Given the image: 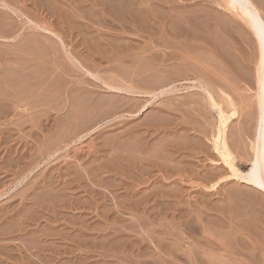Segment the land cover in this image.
Masks as SVG:
<instances>
[{
	"label": "bare ground",
	"instance_id": "6f19581e",
	"mask_svg": "<svg viewBox=\"0 0 264 264\" xmlns=\"http://www.w3.org/2000/svg\"><path fill=\"white\" fill-rule=\"evenodd\" d=\"M21 1V0H20ZM24 1V0H23ZM32 1V0H31ZM155 1V0H154ZM172 1V0H171ZM182 2H183V0H181ZM180 0L178 1V2H181ZM192 1V0H191ZM195 1V0H194ZM214 2H215V4H216V7L217 8H219V9H222V10H224L225 11V13L226 12H228L229 14H231L232 16L231 17H233L234 18V20L235 21H232L228 16H229V14H227L228 16H227V18L228 19H226L227 21H225L224 19H222V17H221V19L220 20H215V21H217V23H218V21H220V23L222 22V24L224 25V26H222V27H224L223 29L221 28V26L219 27L218 25H215V32H217V31H221L220 33H224V31H226V30H228V29H226L225 30V26L227 27H231V28H235V31L241 36L240 38H242V40H244V42H245V45L247 46H249V47H251V48H254V50H253V52H254V54H255V56H256V59L255 58H253L254 60H255V72H256V76L254 77L255 78V80H253L252 78H253V76H252V74L251 73H249L248 71V69L246 68V67H243V72H245V77H243V73H242V71H240L239 69H240V67H239V72H241L242 73V75H239L238 73L239 72H237L238 70L236 69V68H238V67H234V69H233V72H235V74L237 75V77L239 78L240 76H242V77H240L241 79H245V78H251L252 80H248L247 81V79L246 80H241V81H244V82H247L246 84L249 86V88L251 87L252 88V84H250V83H252L251 81H253V83H255V89H254V91H253V98H254V100L252 101V103H251V105H245L246 106V108H247V110H244V111H246V112H243L244 113V115L242 114V122L241 123H239L240 124V127L236 130V128L234 129V130H231V129H233V127L232 128H230V125H231V123H232V121L233 120H237L239 117H240V113H239V109H237L236 108V105H235V102H234V99H232L231 98V96H230V94H229V89H227V91L228 92H226V89H224V88H222L223 86L224 87H226V85H223L222 86V84H221V82L219 81V80H215V78L217 77V75L220 73V72H217L218 74H214L215 73V68H214V72H213V74H212V71L213 70H210V71H208L207 72V74L209 75L210 73L213 75V76H215L216 75V77H213L214 79H212V78H210V79H212L215 83H217V81L218 82H220V83H218V86L216 85V84H214V83H212V82H209L208 80H205V79H203V80H205V81H201V80H196V81H194V80H192V82L194 81L195 82V84H197L198 86H196L197 87V90L199 91V92H201L200 94H198V93H196L195 92V94L196 95H194V93H193V96H194V98L192 97V96H190V99H188V100H186V101H179V100H177V101H175V100H170V102H168V103H164V104H159L160 106L159 107H157V108H155L154 107V105L156 104L155 102H154V100H156V99H159V97H163V96H169L170 97V95H172V94H175V93H178L177 91V89H175V85L173 84L175 81H177L178 79H176L171 73V75L174 77V78H172V77H167V76H164V74H166L167 72V70H171V71H169V72H175L174 74L176 75V76H178L179 75V77H180V74H181V78H182V74H184V75H187V76H184L183 75V77H185V79H186V77H187V79L189 78L188 76L191 74V75H193V73H190V72H188V73H183V72H181L180 74H179V70L178 69H176V68H179L178 66H180V64L179 65H175V66H173L171 63V66H173V67H175V68H169L170 66V64L168 65L167 63V65L169 66V67H165V66H163L162 67V70L163 69H167V70H163V71H165V73L163 72H161L160 71V67H159V69L157 70V71H159V72H161V73H159V72H157V71H155L156 73H158L159 75L158 76H155V74L156 73H152V71H151V73L149 74V73H147L146 72V70L148 69V66L149 65H156L155 63H156V61H158V63L160 62V59L161 58H159V57H161V56H166L165 58H168V57H172L173 55H174V53H171L170 54V52H172V51H178V53H181L180 51H182L183 49H185V50H187L189 47H190V52L192 51V50H195L196 51V49L199 47V43H201L200 45H208V46H210L211 47V49L209 48V49H207V47H206V53H208L207 54V58H208V55L209 56H212L213 55V57L215 58V57H219L218 58V60H215V59H213V58H211L212 60H209V59H207L206 57H205V55H206V53H204L203 55V57H205L204 58V61H203V59H202V63H205V61L207 60H209V63H211V62H213L214 61V63H216V61L218 62L219 61V59H220V54L218 53V46L216 45V46H214L215 44H213V45H210V44H208L209 43V38H207V37H210L211 36V41H214L215 43L217 42V36H220V35H216L217 33H215L214 31H211L212 29H210L211 28V26L210 25H208V23H206V26H203L204 24H205V20H207L206 19V16H207V14H208V11L206 12L207 14L206 15H202L203 14V11L205 10V8H206V6L205 7H203V11L202 12H200L199 10V12L200 13H197V19H194V20H196V21H198V22H196V21H194V22H196V23H193V22H190L191 21V15H190V18L189 17H187V15L186 14H188L189 15V13L192 11V10H190V8L188 9V11L190 10V12L189 13H187V12H185V11H187V10H181V7L182 6H180V8H177V6L176 5H174L176 8H174L173 6H172V2H170L169 0H159V2H158V0H157V2L156 3H161L160 5L159 4H153L154 2H153V0H33L31 3H33V6H34V8H31V10L32 9H34L35 11L36 10H42V13L43 12H46V15L47 16H49V18L51 19H53V22L56 20V22L58 23L57 24V26L58 25H60V27H54V25H52L53 24V22L51 21V22H47V21H45L42 17H41V15L39 16V14H37L38 15V17L40 18H42V21H33L32 19H29V16H26L25 15V13L23 14L22 12H24V11H22V12H20V10H22V9H24L25 7H22V9H20V10H18V9H15V8H13L12 6V4H10L9 2H8V0H0V6L1 7H3L6 11L7 10H10V12L11 13H13V14H15V16H24V18L26 19V20H28L27 21V23H29V24H32L31 26H30V29H31V33H28L27 34V36L26 35H24V34H21V30L23 29V26H25L26 24H24L23 23V25L22 26H13V25H11V24H9V23H7L6 21H7V17L6 16H4V14H7L8 12H6L5 10H4V13H2V12H0L1 14H0V17L2 18V23H0V40H2L4 43H6V44H8V43H10V45L9 46H7V48H4V47H2V49H0V61L2 62H5L6 63V61L7 62H9V64H10V62L12 61V64L11 65H9V66H11V68H9L8 70H10V71H12L13 72V76H14V74L16 75L12 80H10V79H8V80H6V77H5V79L3 78L2 79V76H0L1 77V79H0V89H21V91L20 92H25V91H23L24 89H29V90H31L33 93H34V96H35V93H37V92H40V94L38 95V94H36L38 97H40V95L42 94V91H45L46 89V91H48V89H51V88H49L50 86H45L44 84H43V86H41V84L40 83H43L42 81L45 79V81H44V83L45 82H53V80H56L57 82L61 79V77H63V76H60V79H59V75H58V73H56L58 76H57V79H59V80H57V79H54V78H56L55 76H53L54 75V71L58 68V67H56L55 69H54V71L50 68V65L49 64H47V65H49V68L50 69H48L47 68V65L45 64L46 62H44V60H42V57H43V55H41L40 56V54H39V51L41 52V51H43L44 50V54H46V57H47V54L49 55V60L50 61H52L50 64L53 66V64L55 65V63L56 62H53V61H58V59H60L61 57H62V55L65 57V60L69 63V64H71V65H73L74 67H77V68H79L81 71H83L85 74H87V75H89L90 77H92L93 79H94V81H100L102 84H103V90L105 89L106 91H109V92H113V93H116V94H118V96H120L121 95V93L125 96L124 98H125V101L126 102H122V103H124V104H120L119 105V102H118V104H114L113 102H116V98L114 99V98H112V99H114L115 101H111L113 104H107V103H109L110 101H108V99L107 98H110V100H111V97H113V95L111 96L110 95V93H109V95H108V93L105 95V97L108 95V96H110V97H108L107 96V98L105 99V97H104V95L103 96H101V94L99 95V93H98V95L95 93V91H94V93H95V95L92 97L93 98V100L95 101V99H94V97L97 99L99 96V100H100V98L101 97H104L103 98V102L102 103H104V99H105V101L107 102L106 103V105L105 104H100V106L101 107H97L98 108V110H100V109H103L104 110V108H106L107 110L105 111V113H104V111H103V114L106 116H109V117H107L109 120H107V122H106V120H105V122H106V124L108 125L107 126V128L108 127H110L111 126V124H109V123H111L112 121H114L115 119H117L118 120V118L119 119H124V118H120V117H122V116H128V117H132L133 115H140V113H144L145 111H148L149 109L151 110H153V109H155L154 110V113L152 114H148V115H150V117L149 116H147V120L146 121H144V120H140V121H144V122H142V123H140L139 121V123L138 124H135V125H131L130 126V121H127V122H125V124H128L129 126L125 129V130H121L122 128V126H118L119 128H121V129H119L121 132H119L118 134L116 133L115 135H114V133H113V136H111V138H106V140L104 141V143H103V141L101 142V144H102V146L99 148V150H97L96 152H93V153H95L94 154V156H93V159H92V161L90 160V161H88L87 162V160H85L86 162H84L83 160H82V158H78L77 160H79V159H81L85 164L87 163V165L88 164H90L91 166H89V168H87V169H85L84 167H83V162H81L82 163V165H81V167H82V169L84 168L85 170H87L86 171V177H87V179H88V181H91L92 183H93V181L95 180V179H98L99 181V185H100V183H102L101 184V189L103 188V190H106L107 192H109V193H111L112 195H113V197L115 198V199H118V198H123V201L121 200V199H118V200H116L117 201V203H118V201L119 200H121L120 202H126L127 203V205H128V208H126V210H125V212L127 211L130 215H134V214H136V213H134V212H136V211H140L141 210V212L143 213V214H145L146 212H147V207H148V204H149V202L151 201V200H153L154 202L156 201V200H158L159 199V202L160 201H162L161 203H164L163 202V200H161V199H163L164 197L166 198V195L164 196L163 195V193H160V191H161V189L165 192L166 190H167V188L165 189V187H164V189L163 188H159V184H157V183H155V184H157V186H158V188H155V189H157L156 191H158V190H160L159 192H155V191H149L148 193H144V191H143V193L144 194H141L142 192H141V186L140 185H142L143 183L145 184V182H148V184H149V179H151V177L153 178V170H155V169H157V171L159 170V168H164L165 170V176L166 177H168L166 174H169V172L171 173V171H169L170 169H172V171L173 170H177L176 172H178L179 171V167H180V164L182 163L179 159H176V157H178L180 154L183 156V157H181V155L179 156V157H181V159H185V163H186V158H185V156L187 157L188 155H189V153H188V155H183V149H184V147L185 146H187V149H186V151L187 150H189V148L192 146V143H190L191 144V146H189V142H190V139H188V138H186V140L188 139V141H186L185 140V138H184V140L185 141H182L183 139H180V142L182 141V142H188V143H180L178 140H179V135H178V138L176 139V137H174V136H172V135H169L168 134V131H169V133H171V132H173L172 134H177V132L179 131V130H181V129H183V127H182V125H188V123H190L191 125H192V127L190 128L194 133H197V135L199 136H202V138H206L207 140V142H210L209 144H211V146H209V147H212V150H213V152H215L216 153V156H218L219 158H217V160L220 162V163H218V164H216L215 166H219L220 164L221 165H223V169L222 168H220V174H219V178L217 177V175H216V173L213 171V173H215V174H213V175H215L218 179H217V181L216 182H214V183H210L211 184V186H209L208 187V185H207V183H206V185H207V190H209V191H216V189H217V187L221 184V183H225V182H228V178H233L234 180H235V182H237V183H239L240 185H242V186H246V189L249 187L251 190H253V191H256L259 195L260 194H262L263 195V197H264V14H262L261 13V7H260V5L259 4H262V3H259V4H255V2H254V0H213ZM259 2H260V0H258ZM257 1V2H258ZM15 2H16V0H15ZM27 2V1H26ZM175 2V1H174ZM193 2V1H192ZM28 3V2H27ZM30 3V2H29ZM175 3H177V1L175 2ZM210 3V2H209ZM212 3V2H211ZM179 4V3H178ZM182 4V3H181ZM189 4V3H188ZM194 4H196V3H193L192 5H194ZM12 5V6H11ZM28 4H26V6H27ZM29 5H32V4H29ZM180 5V4H179ZM185 5V4H184ZM259 7H258V6ZM172 6V7H171ZM190 6V5H189ZM201 6V5H200ZM262 6V5H261ZM19 7V6H18ZM28 7V6H27ZM31 7V6H30ZM20 8V7H19ZM29 8V7H28ZM36 8V9H35ZM184 8V7H183ZM196 8V12H198L197 11V6L195 7ZM208 8H210V7H208ZM212 8V7H211ZM215 8V7H214ZM185 9V8H184ZM198 9H199V7H198ZM207 9V8H206ZM219 9H213V10H215V11H213L214 12V15L216 14L215 12H216V10L218 11ZM261 9V10H260ZM26 10H28V9H26ZM30 10V11H31ZM166 10H170V11H172V13L173 12H176V13H180L181 14V19H179L178 21H177V19L179 18V16L177 17V19H176V21H175V19L174 18H171L169 15H168V17H170L171 19H173L174 20V22L172 23V22H170L169 21V23H167L168 21H167V14H169V12L168 11H166ZM202 10V9H201ZM209 10V9H208ZM29 11V10H28ZM29 11V12H30ZM209 11H211V10H209ZM38 12V11H37ZM37 12H35V13H37ZM41 12V11H40ZM168 12V13H167ZM195 12V13H196ZM213 12H211V13H213ZM219 12V11H218ZM221 12V11H220ZM219 12V13H220ZM171 13V14H172ZM175 13V14H176ZM194 13V14H195ZM205 13V12H204ZM211 13L208 15V16H210L211 15ZM218 13V14H219ZM222 13V12H221ZM179 14V15H180ZM191 14H193V12L191 13ZM224 14V13H223ZM28 15V14H27ZM43 15V14H42ZM173 15H174V13H173ZM196 15V14H195ZM222 15V14H221ZM226 14H224V16H225ZM220 16V15H219ZM37 17V16H36ZM43 17H44V15H43ZM173 17V16H172ZM203 17L205 18V20L203 19ZM213 17H218V15L216 16H213ZM226 17V16H225ZM0 18V19H1ZM21 18V17H20ZM39 18L37 19V20H39ZM208 18V17H207ZM212 17L210 16V18H209V20L211 19ZM219 18V17H218ZM217 18V19H218ZM22 19V18H21ZM47 19V18H46ZM108 19V20H107ZM110 19H111V21H115V22H117V24H119L120 25V28L124 31V32H122V34L124 33H126V35L128 34V36H130V38H128V40H125L124 41V38H121L122 39V41H123V43H121L119 40V38H118V40H116L117 38V34L118 33H116V39H111L110 41V44L109 43H107V46H102L101 44H103L102 42V40H99V38H98V36L96 35L95 36V32L93 33L92 32V30H93V27H99V29H100V27H102V32H103V30L104 29H107V27H109L110 28V31H111V29L113 28V26H112V28L110 27V26H106L105 27V25H107L108 23H106V22H108V21H110ZM189 19H190V21H189ZM203 19V20H202ZM212 19H214V18H212ZM211 19V20H212ZM44 20V21H43ZM48 20V19H47ZM172 20V21H173ZM193 20V19H192ZM110 21V22H111ZM55 22V23H56ZM113 22H111L112 24H114ZM213 22V21H212ZM170 23H172V24H170ZM193 23V24H192ZM215 23V22H214ZM13 24V23H12ZM117 24H115V25H117ZM216 24V23H215ZM221 25V24H220ZM118 27V26H117ZM214 27V26H213ZM58 28H60L61 30L60 31H57V29ZM104 28V29H103ZM108 28V29H109ZM120 28H119V31H120ZM219 28H221V30L219 29ZM29 29V30H30ZM97 29V28H96ZM65 30V31H64ZM98 30V29H97ZM96 30V31H97ZM113 30H115V31H118V29L116 30V29H113ZM121 30V31H122ZM230 31H228V32H231V30H234V29H229ZM120 31V32H121ZM223 31V32H222ZM98 32V31H97ZM99 32H101V31H99ZM105 32H107V30L105 31ZM112 32H114V31H112ZM227 32V33H228ZM219 33V34H220ZM226 33V32H225ZM224 33V34H225ZM234 33V32H233ZM236 33V34H237ZM67 34H73V35H75L76 37H79V38H82L81 39V42L79 41L80 39H78V41L80 42V46H81V43H82V47L83 48H86V50L87 51H89V54H92V53H90V51L92 52H99V55L100 54H104L103 52H105L106 50H110L111 51V56H112V58L111 57H109V58H111L112 59V61L113 62H110L111 61V59H110V61H109V58L108 57H106V59L109 61V63H112V66L110 65V67L108 66V72H110L111 70L114 72V70H116L117 69V71H118V68H115V67H117L119 64L120 65H123V67L125 68V65H126V62H125V64H123V62L126 60V61H128L127 63H129V61L131 62H133V63H136L138 66H137V70H138V68H140L141 67V69L142 70H140L139 72H140V74L142 73L143 74V72H141V71H143L144 70V67H145V65H146V70H145V72H146V74H144L143 76H145V78H143V77H141V78H143V80L141 81V80H138V78L136 77V75L139 73V72H137L136 70H135V68L133 67V66H131L130 65V63L127 65V66H131V67H133L134 68V70L136 71H134L133 73L135 74H133L132 72H131V70L133 71V68H131L130 70H129V68L127 67V68H125L126 69V71L128 72V70L130 71V73H128L129 74V76L131 75V73L133 74L132 75V78L134 77V79H136V81L137 82H139V83H141V84H133L132 83V81L131 82H127V81H129L128 79H129V76H128V79H126L127 78V76L125 77V76H123V75H125V74H127V72H125V70H123L124 72V74H122V69H124L122 66V69L120 68V70H119V72L122 74L121 76H123L127 81H123L122 79L121 80H112L110 77L108 78V80H104V79H102V78H100V76H98V74H95L94 72H91V71H93L94 70V68L95 69H97L96 67H94L93 68V70H91V71H89L88 69H85L84 68V66H83V64L82 63H80V62H78L77 61V58H76V56L73 54L72 55V53H71V51H73L74 49H72V50H70L69 48H71V47H69V48H67V46L66 45H68V42H67V40H65L66 42V45H65V43H64V41H63V38L65 39V35H67ZM98 34V33H97ZM107 34V33H106ZM114 34V33H113ZM123 34V35H124ZM223 34V35H224ZM235 34V33H234ZM100 36H101V34H99ZM109 35V33L107 34V36ZM120 35V34H119ZM122 35V36H123ZM227 35V34H226ZM228 35H232V37H233V34L232 33H230V34H228ZM238 35V36H239ZM75 36H71V38L72 37H75ZM99 36V37H100ZM103 36V35H102ZM105 36V35H104ZM111 36V35H110ZM109 36V37H110ZM121 36V35H120ZM132 36L134 37V38H132ZM207 36V37H206ZM234 36H236V35H234ZM70 37V36H69ZM75 37V38H76ZM106 37V36H105ZM109 37H107V38H109ZM225 37H227V36H225ZM224 37V38H225ZM231 36H228V38H232ZM86 38H88V39H86ZM110 38H113V37H110ZM238 38L239 37H236V39H237V41L236 42H238V43H236V45L238 46V44H239V42H243V41H241L240 39V41L238 40ZM74 39V38H73ZM73 39H71V40H73ZM77 39V38H76ZM125 39H126V37H125ZM139 39V40H138ZM220 39H222V35L220 36ZM226 39V38H225ZM235 39V40H236ZM69 40H70V38H69ZM105 40V42H107L106 41V39H104ZM76 41V40H75ZM100 41H102L101 43H100ZM221 40H219V42H220ZM230 41H232V42H234L233 41V38L232 39H230L229 41L227 40V45L230 43ZM71 42V41H70ZM70 42H69V45H70ZM77 42V41H76ZM75 42V43H76ZM78 42V43H79ZM213 42V43H214ZM219 42H217V43H219ZM229 42V43H228ZM231 42V44H233V45H235V42L234 43H232ZM243 42V43H244ZM194 43H198L197 45L198 46H196V44L194 45ZM222 43H223V41H222ZM3 44V43H2ZM1 44V45H2ZM6 44H4V45H6ZM71 44H72V42H71ZM74 44V43H73ZM104 44H106V43H104ZM219 45H222L221 44V42L219 43ZM225 45H226V43H225ZM225 45H224V47H225ZM235 45V46H236ZM241 45V44H240ZM253 45H254V47H253ZM71 46V45H70ZM73 47L75 46V45H72ZM235 46H233V51L235 52V50L237 49ZM6 47V46H5ZM14 47H15V51H14ZM72 47V48H73ZM76 47H79V45H77V43H76ZM75 47V48H76ZM81 47V48H82ZM106 47L107 48H111V49H106ZM200 47H202V46H200ZM222 47H223V45H222ZM236 49H235V48ZM240 47H242V45L240 46ZM238 48H239V46H238ZM245 48H247V50L245 51V52H247L248 51V47H245ZM251 48H249V50H251ZM20 49V52L18 51ZM199 49H201V48H199ZM205 49V48H204ZM218 51H217V50ZM219 49H220V47H219ZM222 49V48H221ZM225 49H226V47H225ZM225 49L223 48V50L225 51ZM229 49V48H228ZM27 50V51H26ZM82 50V49H81ZM80 50V51H81ZM85 50V49H84ZM83 50V51H84ZM102 50H105V51H103L102 52ZM138 51L140 54H145V56H143V55H140V60L141 61H144V62H139L138 63V60H139V56L136 58V59H138L137 61H136V59H134L132 56H131V53H132V55H133V51L134 52H136V51ZM198 50V49H197ZM223 50H221V51H223ZM76 51V50H75ZM86 51V52H87ZM167 51L169 52V53H167ZM199 51V50H198ZM198 51L196 52L197 54H200L201 53V51H203L202 49H201V51H199V53H198ZM209 51H210V53H212V55H210V53H209ZM15 52H19L18 54L17 53H15ZM46 52V53H45ZM79 52V50L77 49V52H76V54ZM82 52V51H81ZM81 52H79V54L81 53ZM138 52H137V54H138ZM159 52L160 53H162L161 54V56L160 55H158L159 54ZM184 52V51H183ZM188 52V51H187ZM220 52V51H219ZM85 53V52H84ZM83 53V54H84ZM88 53V52H87ZM184 53H186V52H184ZM192 54L194 53V51H192L191 52ZM195 53V54H196ZM233 53V52H232ZM236 54H237V52H235ZM238 53H242L240 50H239V52ZM248 53V52H247ZM250 53H252L251 51H249V53H248V55L250 54ZM89 54H88V56H89ZM98 54V53H97ZM105 54H107V53H105ZM104 54V55H105ZM108 54H110V52H108ZM148 54H149V56H148ZM168 54H170V55H172V56H169ZM183 53H181L180 54V56L182 55ZM187 54V53H186ZM192 54H190V55H192ZM227 54V53H226ZM231 54V53H230ZM244 53H242V55H243ZM254 54H253V56H254ZM78 55V54H77ZM80 55H82V54H80ZM86 55V54H85ZM83 56V58H82V56H81V58L82 59H84V58H86L87 56ZM96 55V53L93 55V56H95ZM104 55H103V57H104ZM232 55V54H231ZM231 55H230V58H232L231 57ZM241 54H239V56H240ZM245 55H247L246 53H245ZM17 58H16V57ZM90 56H92V55H90ZM106 56H108V55H106ZM147 56V57H146ZM176 58L178 57V54H176V55H174ZM173 56V57H174ZM180 56L178 57V60H180L179 58H180ZM195 58H196V55H193ZM190 57V58H192V60H194V57ZM202 56V55H201ZM200 56V57H201ZM228 56V54L226 55V56H222L223 58H225V57H227ZM12 57H15V59H12ZM80 57V56H79ZM102 57V56H101ZM162 57V58H163ZM172 57V58H173ZM174 57V58H175ZM183 56H181V60L179 61V62H181L182 63V59L184 60L185 59V57H186V55H184V58H182ZM188 57H189V55H188ZM188 57H186V59L188 60ZM197 57H198V55H197ZM199 57V58H200ZM234 57V56H233ZM241 57V56H240ZM90 58H92V57H90ZM89 58V59H90ZM95 58H97V60L99 59L97 56H95ZM127 58H129V59H127ZM216 58V59H217ZM227 58H229V56L227 57ZM235 58H236V56H235ZM238 58V57H237ZM236 58V59H237ZM245 58H247V59H249V58H251L250 60H252V56L251 57H246L245 56ZM244 58V59H245ZM101 60H103L102 58H100ZM164 59V58H163ZM171 59V58H170ZM184 60V62H183V64L185 65V67L183 68L185 71H187V68H186V64L185 63H188V62H186L187 60ZM198 59V58H197ZM206 59V60H205ZM222 59V58H221ZM241 59H243V57L241 58ZM247 59H245V60H247ZM9 60H11V61H9ZM14 60V61H13ZM21 60V61H20ZM78 60H79V58H78ZM136 61V62H134V61ZM139 60V61H140ZM165 60H167V59H165ZM176 60V59H175ZM231 60H235V59H231ZM238 61H236L237 63V65H238V62H239V59H237ZM254 60L252 61V63H254ZM19 61V62H18ZM93 61H95L94 59H93ZM99 61V60H98ZM103 61H105V60H103ZM170 61H172V60H168V63L170 62ZM189 61H191L190 59H189ZM211 61V62H210ZM2 62V63H3ZM86 62V61H85ZM84 62V60H83V63H85ZM106 62V61H105ZM104 62V63H105ZM165 61H163V63H164ZM173 62V61H172ZM192 62V61H191ZM191 62H189V64L191 63ZM193 62H195V60L193 61ZM193 62H192V64H193ZM196 62L198 63V62H200V61H198V60H196ZM196 62L194 63V65L196 64ZM225 64H223V67L225 68V72L224 71H221V69H219V68H222V66L221 67H219V68H217V70L219 69L221 72H223L222 73V75H225L227 72H226V70H228V72H232V69H231V71H229L230 70V68H229V66H230V63L229 62H227V61H223ZM233 62V61H232ZM243 62V61H242ZM58 63V62H57ZM56 63V64H57ZM95 63H97L98 64V62L97 61H95ZM99 63H101L102 64V61L100 62L99 61ZM108 63V62H107ZM115 65H117V66H115L114 67V64ZM174 63V62H173ZM100 64V65H101ZM106 64V63H105ZM200 64V63H199ZM205 64H207V62L205 63ZM212 64V63H211ZM219 64V63H218ZM232 65H233V63H231ZM235 64V63H234ZM235 64V65H236ZM3 65H5V64H3ZM45 67L46 66V69L47 70H45L46 72H44V73H42V77H43V75L45 76L44 77V79L42 80H40V82H38V80L40 79V78H38V77H32V76H34V75H36L35 73H37V71H38V69H43V66ZM65 65V64H64ZM85 65L87 66V64L85 63ZM90 65V64H89ZM120 65L118 66V67H120ZM162 65V63L160 62V66ZM216 65V64H215ZM215 65H212V67H214ZM222 65V64H221ZM239 65H240V63H239ZM243 65V64H242ZM39 66H42V68H40ZM58 66V65H57ZM92 66H93V64H92ZM94 66H96V65H94ZM103 66V65H102ZM129 66V67H130ZM152 66L150 67V69L152 70ZM159 65H157V67H158ZM189 66V65H188ZM190 66H192V65H190ZM195 66H197V68H204L205 69V67H204V65H202V67H199V65H195ZM234 66V65H233ZM241 66V65H240ZM2 67V66H1ZM6 66H4V68H5ZM62 67H63V65L62 64H59V68H61L62 69ZM65 67H67L66 65H65ZM65 67H63V68H65ZM88 67V66H87ZM86 67V68H87ZM90 67H91V65H90ZM112 67V69L110 70L109 68H111ZM165 67V68H164ZM182 67V66H181ZM208 67H210V64H209V66ZM215 67H218L217 65L215 66ZM231 67V66H230ZM241 67V68H242ZM8 68V67H7ZM113 68H114V70H113ZM189 68V67H188ZM190 68H193V67H190ZM195 68V67H194ZM202 68V70L205 72L206 70H209V69H207L206 68V70H204ZM227 68V69H226ZM76 69V68H75ZM128 69V70H127ZM150 69H148V70H150ZM154 69V68H153ZM173 69H175V70H177V71H173ZM236 69V70H235ZM44 70V69H43ZM42 70V71H43ZM97 70H99V69H97ZM103 70H104V68H103ZM106 70V69H105ZM155 70V69H154ZM222 70H223V68H222ZM2 71H5V70H1V72ZM6 71H7V69H6ZM5 71V72H6ZM42 71H40V75H41V72ZM58 71V70H57ZM66 71L68 72L69 71V69L68 70H66L65 69V71H64V69H63V71L61 72L62 74H64L63 72H65V74H66ZM111 71V72H112ZM116 71V72H117ZM183 71V70H182ZM184 71V72H185ZM190 71H192V70H190ZM193 71H195V73L198 71V69H197V71L196 70H193ZM11 72V73H12ZM48 72H49V74H51V77H49L50 75H48ZM102 72V71H101ZM115 72V73H116ZM119 72L117 73V74H119ZM176 72H177V74H176ZM203 72V73H204ZM232 72V73H233ZM20 73V74H19ZM68 74V73H67ZM127 74V75H128ZM139 74V75H140ZM152 74L154 75V76H152ZM162 74H163V76H162ZM168 74V73H167ZM200 73H197V77H199L198 75H199ZM202 74V73H201ZM206 74V73H205ZM205 74H203V75H205ZM229 74L230 73H228V76H229ZM250 74H251V77H248V75L250 76ZM2 75V74H1ZM5 75V74H4ZM11 75V74H10ZM9 75V76H10ZM70 75V74H69ZM120 75V74H119ZM139 75H137V76H139ZM157 75V74H156ZM190 75V76H191ZM208 75H206V77L208 76ZM211 75V76H212ZM227 75V74H226ZM9 76H7V77H9ZM12 76V77H13ZM102 76V75H101ZM105 76H107V75H105ZM142 76V75H141ZM230 76H231V74H230ZM230 76L229 77H226V76H222V77H226V78H228V80L229 81H231V79H229L230 78ZM11 77V78H12ZM40 77V76H39ZM65 75H64V77H63V79L65 80L62 84H64V85H68L69 83L68 82H66V79H65ZM112 77V76H111ZM117 77V76H116ZM179 77H177V78H179ZM192 77V76H191ZM190 77V78H191ZM194 77V76H193ZM231 77H233V76H231ZM70 78V77H69ZM69 78H68V80H69ZM104 78V77H103ZM196 78V77H195ZM218 78H220L219 76H218ZM225 78V79H226ZM72 79V78H71ZM140 79V78H139ZM224 79V80H225ZM235 79V78H234ZM10 80V81H9ZM110 80H112V81H110ZM223 79H222V81H224ZM227 80V79H226ZM62 81V80H61ZM61 81H59V83L61 82ZM71 81V80H70ZM87 81V80H86ZM181 81V80H180ZM179 81V82H180ZM184 81V80H183ZM186 81V80H185ZM184 81V82H185ZM190 81V80H189ZM188 81V82H189ZM207 81V82H206ZM235 80H233V78H232V83L234 82ZM49 83L50 85L52 84L53 86L55 85V83L53 84V83ZM56 82V84H58ZM83 82H85L84 80H83ZM89 82V81H88ZM225 82V81H224ZM223 82V83H224ZM236 82V81H235ZM235 82H234V84H235ZM248 82H249V84H248ZM181 83V82H180ZM47 85H48V83H46ZM62 84H60L61 86H62ZM194 84V83H193ZM227 85H228V83H226ZM234 84H232V85H234ZM51 85V86H52ZM59 85V84H58ZM66 85V86H67ZM84 85V84H83ZM96 85V84H95ZM219 85H221L220 87L221 88H219ZM231 85V86H232ZM236 85V84H235ZM69 86V85H68ZM67 86V87H68ZM78 86V85H77ZM194 86V88H196ZM236 86H239V85H236ZM54 87H56V85L54 86ZM59 87V86H58ZM66 87V88H67ZM70 88H71V86H69ZM76 87V86H75ZM98 87V86H97ZM185 87V86H184ZM232 87H235V86H232ZM247 87V86H246ZM61 88H63V87H61ZM73 88V87H72ZM85 88V87H84ZM90 88V87H89ZM102 88V87H101ZM192 88V87H191ZM194 88H193V90H194ZM228 88V87H227ZM229 88H230V90L232 89L231 87H230V85H229ZM23 89V90H22ZM55 89V88H54ZM57 89V88H56ZM63 89H65V88H63ZM69 89V88H68ZM190 89V88H189ZM235 89V88H234ZM237 89V88H236ZM242 89V88H241ZM244 89V88H243ZM242 89V90H243ZM57 90H59V89H57ZM56 90V91H57ZM84 90V89H83ZM183 90V89H182ZM186 90V89H185ZM233 90V89H232ZM250 90V89H249ZM249 90H247L246 89V91H249ZM3 91H5V90H2V92ZM8 91H10V90H8ZM17 91V90H16ZM50 91H52V90H50ZM50 91H48L47 93H48V95L50 94V93H53V91L52 92H50ZM66 91V90H65ZM68 91V90H67ZM82 91V89H80V91L79 92H81ZM92 91V90H91ZM92 91V92H93ZM106 91H104V92H106ZM245 91V90H244ZM245 91V92H246ZM14 92V91H13ZM20 92H19V94H16V92L14 93V94H9V93H7V94H1L0 93V123L2 124V122H8V123H11L12 125H14L15 126V130H11V132H14V131H16L17 133L19 132H21V131H24V129H25V126H26V124H27V122L28 123H30L31 124V127L29 126V124H27L28 125V127H29V129L27 130V132L25 133L26 135L25 136H19V137H17V138H14L13 136L14 135H11V134H9V135H6L8 138H1V136H3V135H1L0 136V147L3 145V147L5 148V150H4V148H3V150L4 151H6V148H9L8 150L10 151V148H11V151H10V153L8 152V150L6 151L7 152V154L9 153V155H8V158H7V161L6 160H4L3 158H0V176H3L2 174H4V176L3 177H1L0 178V187H3V182H2V180L3 179H5V178H9V176H8V174L9 173H11V174H14L15 176L17 175V176H22V177H25V175H27V176H29V175H32V172L34 171V170H36L39 166H40V164H41V162L40 161H38V158H42V160H46V162L48 161L49 162V160L51 159H55V157L57 156V154H60L62 151H68L67 152V154L65 155L66 157H67V155L69 154V152H70V147L74 144H77L78 142H80L81 140H83L84 139V137H86V136H88V135H90V134H93V133H95L98 129H100L99 127V125H101V124H99L98 125V123H97V121H98V117H100V115L99 116H95V118H97L96 120H92V119H90V117L92 116V114H90V113H93V116L94 115H96V114H98L99 112H100V114H101V117L103 118V114L101 113V111H95L96 112V114L94 113V108H96V107H94V108H91L92 107V105L89 107V105H87L89 102H88V100H90V99H88V97H89V95L88 96H86V94H84L85 93V91H84V93L83 92H81V94L79 93L78 94V96H77V92H76V95L73 93V95L74 96H76L77 97V99L75 98V97H73V95L71 96V98H75L76 100H78L79 102H80V104H81V106L80 107H83L82 105H84V104H86L87 105V107L88 108H91V109H89V114L91 115L90 117L89 116H87V117H89V118H87L86 116H84L83 115V117H81L82 115H81V113H80V115L81 116H79L80 118H72V119H70L69 117H68V112H69V108L71 107V106H73L74 105V102H73V104H71L72 103V99H68L69 101H67V100H65L66 98H68L67 96L66 97H64V100H63V97H62V99H61V97H59L61 100H63L64 102H62V107H60V105L61 104H59V107L61 108H59V111H55V113H62V115H64L65 114V112L64 111H67L68 109V111L66 112V114H65V117L66 118H63L64 120H63V122H64V124H62V126H61V124L59 125V126H61L62 127V131H60L61 133H60V135L58 134V132H57V130H58V128L57 129H55V128H53L54 127V125H52L53 123L52 122H55V121H52L53 120V118L51 119L50 118V116L48 115V112H47V110L45 109V108H43V110L45 109L46 111L45 112H43L42 110H40V111H42L44 114L45 113H47V114H45V115H42V114H40L38 117L36 116V117H32V116H30V113L29 112H31V111H36L37 112V103L34 101V102H29L28 100H27V97H25V95H21L20 94ZM61 92L62 91H59V93H60V96L62 95L61 94ZM64 92V91H63ZM62 92V93H63ZM69 92V91H68ZM68 92H67V94H68ZM71 92V91H70ZM69 92V93H70ZM73 92V91H72ZM87 92V91H86ZM183 92V91H182ZM185 92V91H184ZM186 92H188V91H186ZM244 92V93H245ZM28 93V92H27ZM82 93L86 96V97H82ZM88 93V92H87ZM250 93V92H249ZM58 94V93H57ZM55 95V96H58V95ZM64 94V93H63ZM65 94H66V92H65ZM88 94H90V93H88ZM180 94H181V92H180ZM246 94V93H245ZM31 95H33V94H31ZM46 95V94H45ZM51 96L53 95V94H50ZM71 95V94H70ZM69 95V96H70ZM90 95H93V93L92 94H90ZM98 97H97V96ZM115 95V94H114ZM54 96V95H53ZM54 96V97H55ZM188 96V97H189ZM239 96V95H238ZM43 97H44V94H43ZM46 97V96H45ZM44 97V98H45ZM49 97V96H48ZM115 97V96H114ZM178 97V96H177ZM192 97V98H191ZM240 97V96H239ZM245 97V96H244ZM243 96H242V100L241 101H243V98H244ZM248 99L250 98V97H248V96H246ZM245 97V98H246ZM251 97H252V95H251ZM44 98H41L40 97V99H44ZM50 99H51V97H49ZM48 98V99H49ZM90 98H91V96H90ZM123 98V97H122ZM123 98V99H124ZM126 98H127V100H126ZM176 98V97H175ZM184 98H186V97H184ZM31 99V98H30ZM53 99H55V98H53ZM53 99H51L52 101H48L49 102V104L52 102V105H53ZM88 99V100H87ZM171 99H174V98H171ZM238 99H240V98H238ZM251 99V98H250ZM57 101V105H58V103H61L60 102V100H58V97H57V99H56ZM76 100H73V101H76ZM92 99H91V101H93ZM102 100V99H101ZM118 100H121L120 99V97H118V99H117V101ZM167 100H168V98H167ZM180 100H183L182 98H180ZM43 101V100H42ZM59 101V102H58ZM77 101V102H78ZM97 101V100H96ZM95 101V102H96ZM123 101V100H122ZM163 101V100H162ZM245 101V100H244ZM249 101V100H248ZM43 102H45L46 103V100L45 101H43ZM56 102H55V105H56ZM71 102V103H70ZM95 102H92V103H95ZM177 102V103H176ZM40 103V102H39ZM42 103V102H41ZM40 103V104H41ZM44 103V107H47V108H50L49 107V104H45ZM68 103V105H69V108H68V106L66 105ZM120 103H121V101H120ZM163 103V102H162ZM222 103H223V106H222ZM79 103L77 104V105H80ZM97 105H98V101H97V103H96ZM95 104V105H96ZM243 104H245V102L243 103ZM243 104H242V106H243ZM39 105V104H38ZM77 105H75L76 106V108H77ZM86 105H84L85 107H86ZM42 106V105H41ZM51 106V105H50ZM93 106H94V104H93ZM53 107V106H52ZM51 107V108H52ZM54 107H56V106H54ZM80 107H79V109H80ZM84 107V110L86 111H88V109H86ZM238 107V106H237ZM41 108V107H40ZM39 108V109H40ZM57 108V107H56ZM96 108V109H97ZM100 108V109H99ZM12 109V110H11ZM39 109H38V111H39ZM58 109V108H57ZM71 109L73 110L74 108H72L71 107ZM82 109V108H81ZM242 109V108H241ZM50 110V109H49ZM91 110H92V112H91ZM51 112H53L52 111V109L50 110ZM74 111H76V110H74ZM79 110H77L76 112H78ZM85 111H83L84 113L83 114H85ZM243 111V110H242ZM63 112H64V114H63ZM75 112V113H76ZM80 112H82L81 110H80ZM150 112V111H149ZM29 113V114H28ZM33 113H35V112H33ZM32 113V114H33ZM38 113V112H37ZM40 113V112H39ZM54 113V112H53ZM72 113V112H71ZM117 113H119V115L117 114ZM147 113V112H146ZM176 113H182L183 114V116H185V114H192V115H194V113H195V116L199 119V120H201V122L200 121H196V122H187V121H185L184 122V120H182L183 122H180V121H178L175 117V119L173 118V115H175ZM242 113V112H241ZM79 113H76L75 114V117H76V115H78ZM88 114V113H87ZM123 114H125V115H123ZM128 114V115H127ZM182 114H180L181 116H182ZM53 115V114H52ZM56 115V114H55ZM72 115V114H71ZM73 115H74V113H73ZM72 115V116H73ZM86 115V114H85ZM118 115V116H117ZM130 115V116H129ZM43 116V117H42ZM58 116V115H57ZM69 116H70V114H69ZM104 116V117H105ZM176 116V115H175ZM244 116V117H243ZM43 119H45V120H41L42 118ZM63 117V116H62ZM62 117H61V114H60V119H62ZM78 117V116H77ZM177 118H178V116H176ZM186 117V116H185ZM41 118V119H40ZM51 119V125H50V123H49V120ZM145 118H146V116H145ZM189 117H187V118H184V119H188ZM196 118V119H197ZM57 119V118H56ZM55 119V120H56ZM99 119H101V118H99ZM105 119V118H104ZM181 119H183V117L181 118ZM191 118H189L188 120H190ZM241 118H239L238 119V121H241L240 120ZM102 121V120H101ZM137 121V120H136ZM191 121H192V119H191ZM62 122V121H61ZM61 122H59V119H58V123H61ZM102 122H104V121H102ZM101 122V123H102ZM201 124H200V123ZM252 122V123H251ZM58 123H57V127H58ZM133 123H136L135 121L133 122ZM54 124H56V123H54ZM237 124V123H236ZM8 125V124H7ZM11 125V126H12ZM49 125L51 126V128L49 127ZM113 125V124H112ZM116 125V124H115ZM118 125V124H117ZM233 126H234V123L232 124ZM6 126V125H5ZM47 126H48V129H47ZM114 126V125H113ZM56 127V126H55ZM61 127H59L60 128V130H61ZM102 127V126H101ZM117 127V128H118ZM4 128V127H3ZM23 128V129H22ZM27 129V128H26ZM25 129V130H26ZM45 129L46 130H48V133L50 132V131H52V129H54V132H55V130H56V132L55 133H57V134H54V133H51V134H54L55 136H50V138H49V136H48V138H47V140H48V146L47 145H45V144H43V143H41L40 141H41V139L39 140V136L40 135H38V132L37 131H39V132H41V133H47V131H45ZM185 129H186V126H185ZM188 129V128H187ZM187 129L185 130L187 133H190V132H188L187 131ZM189 129V130H190ZM104 129H102V131H103ZM1 131V130H0ZM102 131H97L96 133H95V135L96 134H100V135H102L103 134V132ZM184 131V132H185ZM252 131V132H251ZM110 132H112V130L110 131ZM161 132H164L163 134H165V132H166V135L167 136H169L171 139H169V140H164V138H163V141L165 142V141H167L166 142V144L164 143L163 145L162 144H159L158 146H160L161 148L159 149V148H157L158 146H156L155 147V151L153 150V148H154V141H151V143H154L153 145L150 143V140H152V138L154 137V135L155 134H158V133H160L161 135H162V133ZM9 133H10V130H9ZM102 133V134H101ZM108 133V132H107ZM178 133H180V132H178ZM182 133H183V131H182ZM6 134V133H5ZM160 134H158V135H160ZM184 134H186V133H184ZM24 135V134H23ZM49 135V134H48ZM112 135V134H111ZM157 135V136H158ZM165 135V136H166ZM180 135H182L183 136V134H181L180 133ZM233 135H236L234 138H232L231 136H233ZM5 136V135H4ZM105 135H103V137H104ZM108 136H109V134H108ZM156 136V135H155ZM164 136V135H163ZM164 136V137H165ZM172 136V137H171ZM191 136V135H190ZM26 137V138H25ZM159 137V136H158ZM179 142H177L176 140H174V138ZM27 138H29L30 140H32V141H27ZM41 138V137H40ZM55 138V139H54ZM160 138H162V137H160ZM167 138V137H166ZM172 138H173V140H172ZM191 138H192V136H191ZM199 138V137H198ZM198 138H195V139H197L198 140ZM96 139V138H95ZM99 138H97L96 140H98ZM155 139V138H154ZM158 139L159 138H156V140L155 141H158ZM201 139V138H200ZM200 139L197 141L198 142V144H197V142L196 141H193L194 139H191L193 142H195L196 143V146L198 147L199 145L201 146V148L204 146L203 145V143L205 142H201L200 141ZM245 139L246 140H248V144H246L245 143ZM92 140V139H91ZM101 140V139H100ZM161 140V139H160ZM191 141V142H192ZM203 141V140H202ZM12 142H14L15 144L14 145H18L16 148L14 147V145H11L12 144ZM44 142V141H43ZM200 142V143H199ZM96 143V142H95ZM159 143V142H158ZM157 143V144H158ZM160 143H161V141H160ZM202 143V144H201ZM99 144H100V142H99ZM206 144V143H205ZM43 145L44 146H47L46 148L47 149H45V147L43 148ZM98 145V144H97ZM150 145L152 146V148L150 147ZM162 145V146H161ZM194 145V144H193ZM89 146V145H88ZM189 146V147H188ZM199 146V147H200ZM205 146H207V145H205ZM204 146V147H205ZM31 147H33L34 148V150H31ZM73 147V146H72ZM81 147V146H80ZM95 147V146H94ZM198 147V148H199ZM203 147V148H204ZM74 148V147H73ZM91 148V147H90ZM180 148H182V152L180 153L179 152V150H180ZM186 148V147H185ZM194 148V147H193ZM200 148V149H201ZM76 148H74V150H75ZM84 149V148H83ZM92 149V148H91ZM94 149H96V148H94ZM93 149V150H94ZM98 149V148H97ZM156 149H159V150H156ZM179 149V150H178ZM194 149H196V151L194 152V153H196V152H198L199 150L197 149V148H194ZM205 149H206V147H205ZM208 149V148H207ZM206 149V150H207ZM1 150V149H0ZM72 150V149H71ZM74 150H72V151H74ZM77 150V149H76ZM75 150V151H76ZM191 150V149H190ZM198 150V151H197ZM202 150V149H201ZM205 150V151H206ZM209 150V149H208ZM2 151V150H1ZM0 151V152H1ZM74 151V152H75ZM81 151H82V149H81ZM156 151H158V152H156ZM203 151V150H202ZM11 152H13V153H15L16 155H13L12 157H11V155H12V153ZM208 152V151H207ZM206 152V153H207ZM80 153V152H79ZM78 153V154H79ZM82 153H84V151H82ZM168 153V154H167ZM187 153V152H186ZM198 153H200V152H198ZM198 153H197V155H198ZM205 153V152H204ZM3 154V153H2ZM5 154V153H4ZM7 154L5 155L6 157H7ZM73 154V152L71 153V155ZM77 156H78V154L77 153H75ZM92 154V153H91ZM179 154V155H178ZM185 154V153H184ZM63 154L61 153V156H62ZM76 155H74V156H76ZM80 155V154H79ZM82 155H85V154H82ZM176 155H178V156H176ZM207 155V154H206ZM2 156V155H1ZM14 156H16V157H14ZM68 156H70V155H68ZM196 156V155H195ZM199 156V155H198ZM4 157V156H3ZM6 157H4L5 159H6ZM60 157V156H59ZM88 157H91V156H88ZM178 157V158H179ZM190 157V156H189ZM65 158V157H64ZM68 158V157H67ZM66 158V159H67ZM73 158V157H72ZM74 158H76V157H74ZM86 158V157H85ZM190 158H192V157H190ZM190 158H188V159H190ZM200 158V157H199ZM69 159V158H68ZM174 159H176V161L174 160ZM70 160V159H69ZM68 160V161H69ZM81 160H79V161H81ZM178 160V161H177ZM190 160H195V159H190ZM242 160H244V163L245 162H247L248 163V165H247V169L245 170V171H242L241 169H239V167H238V164L240 163V161H242ZM196 161V160H195ZM199 161V160H198ZM201 161V160H200ZM199 161V162H200ZM202 161H203V159H202ZM201 161V162H202ZM44 162V161H43ZM47 162V163H48ZM67 161H65V163H66ZM192 162H194V161H192ZM198 162V163H199ZM69 163H72L71 161L69 162ZM78 163V162H77ZM80 163V164H81ZM168 163H172L171 165H173L172 167L168 164ZM174 163V164H173ZM184 163V162H183ZM184 163V164H185ZM197 163V162H196ZM210 163H211V161H210ZM242 163V162H241ZM43 164V163H42ZM74 164H75V162H74ZM184 164H182V165H184ZM187 164V166H189V167H191V165L192 164H190L189 163V165H188V163H186ZM75 165H77V164H75ZM179 165V166H178ZM211 165H214L213 163L211 164ZM64 166V165H63ZM63 166H61V171L65 168H63L62 169V167ZM80 166V165H79ZM86 166V165H85ZM162 166V167H161ZM164 166H166V167H164ZM194 167V169L193 170H196L195 169V165H193ZM206 166V165H205ZM41 167V166H40ZM67 168H66V171H68V173L66 174V175H62L63 174V172H62V174H59L58 173V171H55V172H57L58 174H57V176H56V180L58 179L59 180V182L61 183L62 182V180H64V178L66 177H68V183H66L65 182V180H64V184H65V186L63 187V189L61 188V190H59L60 189V187L61 186H63V185H60V187H59V189H58V186H57V190H56V193H59V192H65V191H67V190H69V191H72V195H74V193L76 192L77 193V191H78V189H81L83 186H81L82 185V182H81V180H82V178H80V175L79 174H81L82 175V173H79L80 172V170H78V169H75V167H71L72 169H75V170H78L77 172L76 171H74V172H72L73 170H70V168H69V166H66ZM77 167V166H76ZM183 167V166H182ZM182 167H180V168H182ZM185 168H187L186 167V165L184 166ZM183 167V168H184ZM203 167V166H202ZM207 167V166H206ZM209 167H213V166H209ZM216 167V168H217ZM52 168V167H51ZM78 168V167H77ZM192 168V167H191ZM58 170H60L59 168H57ZM161 169V170H162ZM212 169V168H211ZM49 170V169H48ZM53 170V169H52ZM51 170V171H52ZM183 170H185L186 171V169H183ZM190 170V169H189ZM209 170V169H208ZM216 170V169H215ZM218 170V171H217ZM217 172L219 173V169L217 168ZM221 170H223V171H221ZM50 171V172H51ZM65 171V170H64ZM65 171V172H66ZM82 171V170H81ZM160 171V170H159ZM158 171V172H159ZM182 171V170H181ZM181 171H179L178 173H179V175L181 174V175H183L182 173H180ZM197 171H199V172H201V170H197ZM35 172V171H34ZM47 172H49V171H47ZM83 172V171H82ZM160 172H162V171H160ZM191 172V171H190ZM193 172V171H192ZM198 172V173H199ZM222 172H224L225 174H223ZM61 173V172H60ZM79 173V174H78ZM157 173V172H156ZM155 173V171H154V175L156 174ZM173 173V172H172ZM178 173H173V174H178ZM194 173L196 174V171H194ZM198 173H197V175H198ZM206 173H208V172H206ZM205 173V174H206ZM217 173V174H218ZM48 174H50V173H48ZM48 174H45V175H48ZM53 174V176L54 175H56L55 173H52ZM52 174H50V175H52ZM109 175V174H111V175H113V177H112V179H110L111 177H109V180H108V178H103L105 175ZM193 174V173H192ZM194 174V175H195ZM205 174H203V175H205ZM210 175H205V176H209V177H212V174L211 173H209ZM223 174V176H221ZM40 175V174H39ZM71 175L73 176V177H71ZM76 175H79V177H77L76 178ZM83 175H84V173H83ZM104 175V176H103ZM158 176H160V175H163V174H161L160 173V175L159 174H157ZM180 175V176H181ZM185 175V174H184ZM183 175V176H184ZM190 175H191V173L189 174V176H188V171H187V175L185 176L186 178H188V177H190ZM194 175H191V176H194ZM201 175V174H200ZM200 175L198 176V178L200 177ZM11 176V175H10ZM15 176H14V179H15ZM42 176V174L40 175V177ZM43 176H44V173H43ZM103 176V177H102ZM118 177L119 176V178H120V176H122L123 177V181H121L120 183H118V184H115V183H117V182H115V178L114 177ZM158 176H154V177H158ZM214 176V177H215ZM48 177H52V176H48ZM47 176H46V179H43V177H41L42 179H43V182L42 183H44V185H46V186H43V187H45V188H47V190H49V191H46V198H44V199H42L43 201L40 203V205H39V203H37V202H32V204H31V207L30 208H28L29 207V205H27L28 204V202H26V201H28L29 199H31L32 198V196L31 195H29L30 194V192H29V194H27V192L26 191H22L23 192V194L21 195V201H22V203H19L18 205H17V208H11L10 207V210L7 208V211H4V209H2L4 212H3V214H1L0 213V264H123V262L125 263V264H146V259L148 258V259H150V262H149V260H148V262L150 263V264H152L153 263V261H151V260H153V259H155L154 261L156 262V263H158V264H162V262L161 261H159V260H161L162 258V261H164L165 260V258L167 259V257H168V261L167 262H170L169 260H172V255H174V252L177 250H174L175 249V247H174V249H169L171 246H169V248H166L165 247V245H162L161 243V241H159L158 242V240H159V237L160 236H162V235H164L165 234V236L167 235L168 236V234H166V233H168V231L166 232V233H163L162 234V231H164L165 229L164 228H166V225H170L169 223H171L170 222V220H168L169 221V223H167V224H164L165 225V227L163 228L164 230H162V228L160 229V231H161V233L160 234H162V235H157V233H155L157 236H159V237H156V235L154 236L156 239L158 238V240H157V245H155V246H157L156 248H157V251H156V249H155V252H157V254H155L154 255V253H153V251H149V247L148 246H144L143 245V242L144 241H146L145 239H142L139 243L138 242H133V240L132 241H129V240H127V239H125L124 238V230H127V231H130V232H127V231H125V232H127V233H132V232H134L132 229H134L133 227L134 226H132L133 224L135 225V223H129L128 225H126L125 223L126 222H123L124 220H121V219H118V216H117V214H116V212L117 213H119L120 211H117V207H112L111 206V208H107V207H105V206H103V209H105L106 208V210H103V209H101V210H103V214L104 215H101V214H97V212H95V211H91V212H93L94 214H95V216H99V217H101V216H107V215H115L116 216V219L115 220H121L123 223H124V226H123V224H121V223H119L120 225H122L121 227H120V225L118 226L119 227V229H115V231L113 230V228L111 229L110 228V230H113V232L114 233H112L110 236H109V234L107 233V235H105V237L107 238V239H105L104 240V242L105 243H103L102 241L100 242V240H98V239H101V237H99L98 239H97V243L98 242H100L99 244H97V243H94L93 242V240L95 239L94 237L95 236H91V238H93L92 239V241L90 240L91 238H90V235H88V234H86L87 232H78V234H77V236L76 235H74V234H69V232L68 233H66V231L65 230H67L66 228H68V227H66V226H69V229H72V227H76L77 226V222H75V221H70L69 219L68 220H66V219H64L65 217L67 218V215H64L65 217H61V216H59V219H58V217L57 216H55V215H53V217H51V219L49 220L48 219V221H44L45 223H48V224H46L45 226H46V228H45V230H41V229H43L42 227V224H41V226H39V227H41V231L40 232H36L35 230H32V228L33 227H37V223H40L39 222V220H40V216L37 214V212H38V210L39 211H41V212H44L43 210H44V207H43V205L44 204H46L47 206V208H51L52 209V211H54V213L55 212H57L58 214H59V212H58V210L59 209H64V210H66V209H70V210H73L72 212H74V211H78V210H83V209H85V210H87V208H88V210L90 209L91 210V208H89V206H88V204H90L91 202H89L88 201V191H87V188L89 187L88 185H86V184H83L84 186L86 185V187L87 188H85V187H83L82 189L83 190H85L86 189V191H87V197L86 198H88L87 199V201L89 202L87 205H86V202L85 203H83L84 202V200H83V202H82V200L81 199H79V201L81 200V202L79 203V201L78 200H76L77 199V197H75L76 195H78V194H76L75 196H73V197H75L76 199H74L73 198V200L74 201H70L69 199V201H67L66 200V202L67 203H62V205L60 206V204H58L59 205V207L56 205V202H55V199H53V197H52V195H54V194H52L53 193V191H54V189H55V187H56V185L57 184H55V183H53V181H52V183L51 182H47V181H49V180H51V179H49ZM81 177H83V178H85L84 176H81ZM122 177H121V179H122ZM165 177V178H166ZM170 177H172V178H174L172 175H170ZM170 177L168 178V181L170 182ZM177 177V176H176ZM184 177V178H185ZM21 178V177H20ZM53 178V177H52ZM118 178V179H119ZM161 178V177H160ZM163 178V177H162ZM194 178V177H193ZM196 179H197V177H195ZM213 178V177H212ZM211 178V179H212ZM18 179H19V177H18ZM17 179V180H18ZM25 180L27 179V178H24ZM48 179V180H47ZM116 180V181H119V180ZM124 179H126L125 181H130L129 183L127 182V184L124 182ZM167 179V178H166ZM176 179V178H175ZM189 179V178H188ZM188 179H184V180H188ZM196 179H194V180H196ZM201 179V178H200ZM200 179H198V180H200ZM210 179V180H211ZM228 179V180H227ZM16 180V179H15ZM16 180V181H17ZM53 180H55L54 178H53ZM153 180V179H152ZM157 180V179H156ZM159 180V179H158ZM162 180H164V179H162ZM178 180V179H177ZM177 180H175V181H177ZM192 180V179H191ZM203 180V179H202ZM209 180V179H208ZM209 180V181H210ZM215 180V179H214ZM6 181V180H5ZM15 181V182H16ZM24 182L23 180H21V179H19V181H17L16 183L17 184H15L16 186L17 185H19L20 183L22 184V182ZM83 181H85V180H83ZM151 181V180H150ZM166 181V180H165ZM175 181H173V182H175ZM182 181V180H181ZM197 181V180H196ZM201 181V180H200ZM199 181V182H200ZM204 181H206L205 179H204ZM203 181V182H204ZM209 181H208V183H209ZM11 181H9V183H10ZM13 182V181H12ZM56 182V181H55ZM86 182V181H85ZM125 184H124V183ZM178 182V181H177ZM187 182V181H186ZM211 182V181H210ZM42 183H41V185H42ZM87 183V182H86ZM153 183V182H152ZM153 183V184H154ZM163 183V182H162ZM165 183H167V181L165 182ZM172 183V182H171ZM201 183H202V181H201ZM5 185H7L6 184V182L4 183ZM13 184V183H12ZM154 184V185H155ZM161 184V183H160ZM193 184V183H192ZM203 184H205V183H203ZM2 185V186H1ZM31 185V184H30ZM39 185H40V181H39V183H37V184H34L33 185V188H31V190H32V193H33V195H34V193L37 191V189L39 188ZM94 185H97V184H94ZM99 185H97V186H99ZM145 185H147V184H145ZM145 185H143V188H144V186ZM168 185V184H167ZM195 185V184H194ZM201 185V184H200ZM10 186H12V185H10ZM20 186V185H19ZM29 186V185H28ZM55 186V187H54ZM97 186H95V187H97ZM138 186H139V188H140V190L138 189L137 190V188H138ZM156 186V185H155ZM162 186V185H161ZM169 186H171V185H169ZM168 186V187H169ZM175 186H176V182H175V185L174 186H171V187H174L175 188ZM177 186H179V185H177ZM225 186V185H224ZM8 187V186H7ZM41 187V186H40ZM90 187H91V184H90ZM89 187V188H90ZM99 187V188H100ZM170 187V189H173V192H175V194H176V196H181V199H183L182 198V195H179V194H177V192L178 191H175L174 190V188H171ZM223 187V186H222ZM227 187H229V186H227ZM239 187V186H238ZM241 187V186H240ZM5 188V187H4ZM12 188H18V186L17 187H12ZM28 188V187H27ZM30 188V187H29ZM28 188V189H29ZM85 188V189H84ZM98 188V187H97ZM98 188V189H99ZM150 188H154V187H149V189ZM205 188V187H204ZM220 188V187H219ZM234 188V187H233ZM243 188H245V187H243ZM248 188V189H249ZM3 189V188H2ZM41 189V188H40ZM74 189L76 190L75 192H74ZM145 189H146V187H145ZM149 189H146V190H149ZM169 188H168V190H170ZM175 189H177V190H179L180 189V187L178 188H175ZM181 189H183V188H181ZM206 189V188H205ZM236 189V188H235ZM234 189V190H235ZM247 189V191H249ZM12 190V189H11ZM30 190V189H29ZM91 190V192H94L96 189H93V191H92V188L90 189ZM89 190V191H90ZM154 190V189H153ZM167 190V191H168ZM221 190V189H220ZM234 190H231L232 191V193H235V191ZM250 190V191H251ZM10 191V190H9ZM13 191V190H12ZM99 191V190H98ZM97 190H96V192L99 194V192H98ZM105 191V192H106ZM118 191H120V192H118ZM123 191V192H122ZM224 191V190H223ZM225 191H226V189H225ZM237 191V190H236ZM239 191V190H238ZM241 191V190H240ZM239 191V192H240ZM245 191V189L243 190V192ZM247 191H245V192H247ZM250 191H249V193H250ZM252 191V192H253ZM74 192V193H73ZM82 192V191H81ZM91 192H89V194H91L92 195V193ZM96 192H94L93 193V197H92V200H90V201H92V203H93V199H94V208L97 210V204H99L98 202H100L99 201V199H98V196H103L102 194L103 193H101V195H97V193ZM104 192V193H105ZM171 191H169V192H166V194L167 193H169V194H171L170 193ZM181 192V191H180ZM179 192V193H180ZM217 192H219V194H221L220 192L221 191H217ZM244 192V193H245ZM255 192V193H256ZM6 193H8V191L6 192L5 190H1L0 191V199L1 198H3L5 195H6ZM11 193V192H10ZM10 193H8V194H10ZM37 193V192H36ZM55 193V194H56ZM66 193V192H65ZM79 193V192H78ZM82 193H85V191L84 192H82ZM96 193V194H95ZM202 193H204V192H202ZM232 193H231V195H232ZM44 194V195H45ZM67 194V193H66ZM65 194V195H66ZM106 194H108V193H106ZM106 194H105V196H106ZM139 194H141L142 196H140V198H139ZM180 194H183L182 192L180 193ZM224 194H225V192H223V196H224ZM226 194H230L229 192L228 193H226ZM236 195L238 194V192H236L235 193ZM241 194V193H240ZM246 194V193H245ZM252 194V193H251ZM19 195V194H18ZM17 195V196H18ZM80 195V197L82 196L81 194H79ZM95 195H97V197L95 196ZM111 195V196H112ZM216 195H217V193H216ZM222 195V194H221ZM242 195V194H241ZM253 195H255V197L257 196V197H259V195H256V194H253ZM16 196V195H15ZM36 195H34L33 197H35ZM90 196V195H89ZM105 196H103V200H105L104 198H105ZM176 196L174 195V193H173V197L172 196H170L169 198H171L172 199V201L174 202L173 203V205L175 204V202L176 201H174V200H176ZM183 196H184V194H183ZM205 196H206V194H205ZM209 196V195H208ZM226 196V195H225ZM230 196V195H229ZM233 196V195H232ZM239 196V198H240V200H242V202H244V200L243 199H241V197L242 196H244L245 198H247V196L249 197V199H251L252 200V198L250 197V195L248 194L247 196H245L244 194L240 197V195L238 194L237 195V197ZM252 196V195H251ZM19 197V196H18ZM45 197V196H44ZM52 197V198H51ZM60 197V196H59ZM72 197V196H71ZM84 198H85V194H84V196H83ZM107 197V196H106ZM186 197V196H185ZM195 197V196H194ZM214 197V196H213ZM228 197V196H227ZM12 198V197H11ZM10 198V199H11ZM36 198V197H35ZM68 198V197H67ZM85 198V199H86ZM108 198H110V196H108ZM107 198V199H108ZM136 198H138V199H136ZM175 198V199H174ZM205 198V197H204ZM204 198H201V199H204ZM222 198H224V197H222ZM228 198H230V197H228ZM234 198H235V195H234ZM234 198L232 199V200H234ZM16 199V198H15ZM100 199H102L101 197H100ZM167 199V198H166ZM171 199H169V200H171ZM177 199H178V197H177ZM210 199V198H209ZM260 199H262L261 197H260ZM260 199L259 200H257V202L258 201H260ZM64 200V199H63ZM186 200H187V198H186ZM198 200H200V199H197V201ZM211 200V199H210ZM227 200V199H226ZM232 200H230V201H232ZM237 200V202L238 203H240L239 202V199H236ZM250 200V201H251ZM77 201V203H75ZM106 201V203H109V202H107V201H109V200H105ZM112 201H114V202H116L114 199L112 200ZM171 201V202H172ZM188 201H189V199H188ZM193 201H195V200H193ZM193 201H191V202H193ZM213 201V200H212ZM220 201V200H219ZM252 201H254V199L252 200ZM255 201H256V199H255ZM262 201L263 202H258L259 204L260 203H262V204H260V205H264L263 203H264V198L262 199ZM6 202V201H5ZM9 202V201H8ZM7 202V203H8ZM18 202V201H17ZM25 202V203H24ZM110 202H111V200H110ZM119 202V203H120ZM154 202H153V204H154ZM158 202V204L157 205H161V203H159ZM180 202V201H179ZM190 201L188 202L189 204L191 203ZM206 202H207V200H206ZM216 202V201H215ZM221 202V201H220ZM233 202H235V201H233ZM237 202H236V204H237ZM246 202H247V200H246ZM6 203V204H7ZM44 203V204H43ZM81 203H83V204H81ZM92 203L90 204V207H92L93 205H92ZM105 203V202H104ZM125 203V204H126ZM157 203V202H156ZM181 203V202H180ZM180 203H176V205L178 206V205H181L182 206V204H180ZM195 203V202H194ZM201 203V202H200ZM208 203V202H207ZM213 203V202H212ZM253 203V202H252ZM251 202H250V204H252ZM0 204H1V202H0ZM110 204V203H109ZM121 204V203H120ZM133 204V205H132ZM192 204V203H191ZM213 204H215V203H213ZM217 204V203H216ZM220 204V203H219ZM218 204V205H219ZM224 204H227V203H225L224 202ZM223 204V205H224ZM229 204V203H228ZM232 204V203H231ZM235 204V205H236ZM244 204H246L245 202H244ZM244 204H241V206H242V208H243V205ZM4 205H5V203H4ZM12 205H14V202L12 203ZM26 205L28 206L27 208H26ZM103 205V204H102ZM106 205V204H105ZM108 205V204H107ZM106 205V206H107ZM116 205V204H115ZM119 205V204H118ZM122 205V204H121ZM159 205V206H160ZM163 205V204H162ZM162 205H161V207H162ZM164 205H165V203H164ZM167 205H172V204H167ZM184 205H187L186 204V202H185V204ZM183 205V206H184ZM193 205V204H192ZM192 205H189V206H192ZM195 205V204H194ZM193 205V206H194ZM209 205H211V202L209 203ZM208 204H207V206H209ZM222 204H221V206H222V208L220 207V206H215V207H218L219 209L221 208L222 210H226V211H224V212H226V213H229V215H228V217H231L230 219L231 220H233L232 218H234V217H232V215L233 214H230L231 212H229L226 208L228 207V205H227V207L225 208L224 206H223ZM238 205V204H237ZM237 205H236V208H238L239 209V207H237ZM253 205V204H252ZM255 205H256V202H255ZM3 206V205H2ZM10 206H11V204H10ZM88 206V207H87ZM120 206V205H119ZM147 206V207H146ZM181 206H180V208H181ZM183 206H182V209H183ZM202 206V205H201ZM214 206V205H213ZM233 206V205H232ZM238 206H240V205H238ZM240 206V207H241ZM246 207L247 206H249V204H248V202H247V204L245 205ZM245 206H244V208H245ZM254 206V205H253ZM5 207H7L6 205H5ZM102 207V206H101ZM105 207V208H104ZM124 207H126V205L124 206ZM149 207H151V206H149ZM160 207V208H161ZM196 207V206H195ZM197 207H200V205L199 206H197ZM204 207V206H203ZM202 207V208H203ZM214 207V208H215ZM231 207V206H230ZM235 207V206H234ZM249 207H252L251 205L249 206ZM259 207V206H258ZM263 207V206H262ZM25 208V212H21V210H23ZM39 208H41V209H39ZM121 208H122V206H121ZM156 207L154 206V209H155ZM175 208V207H174ZM177 208H179V207H177ZM187 208V207H186ZM189 208V207H188ZM191 208V207H190ZM207 208V207H206ZM211 208V207H210ZM235 208V209H236ZM243 208V209H244ZM248 208V207H247ZM254 208H256V207H254ZM1 209H0V212H1ZM6 209V208H5ZM93 209V208H92ZM94 209V210H95ZM120 209V208H119ZM150 209V208H149ZM151 209H153V206L151 207ZM151 209L149 210V212L148 213H150V211H151ZM156 209H158V208H156ZM167 209V208H166ZM170 209H171V207H170ZM173 209V208H172ZM191 209H197V208H194V207H192ZM190 209V210H191ZM204 209L205 208H203V211H204ZM208 209H209V207H208ZM215 209H217V208H215ZM220 209V211H222ZM229 209H231V208H229ZM239 210V216L241 217V211L243 212L244 210ZM257 209V208H256ZM259 209V208H258ZM261 209V208H260ZM260 209H259V211H260ZM47 210V209H46ZM63 210V211H64ZM187 211H188V209H186ZM190 210L187 212L186 211V213H189L190 212ZM194 210H191V214L190 215H192V216H194L195 214H196V212H195V214L194 213H192V212H194ZM201 209H199V210H195V211H197V214H198V216H200V218H201V215H200V213H202V212H199L198 213V211H200ZM206 210V209H205ZM234 211V208L233 209H231V211ZM246 211L245 212H247V210H250V209H245ZM252 210V209H251ZM253 210H255V209H253ZM61 211V210H60ZM153 211V210H152ZM156 211V210H155ZM160 211H163V212H165L166 210H164L163 209V207H162V210L160 209ZM217 211V210H216ZM232 211V213H238V211H234L233 212ZM262 211H263V209H262ZM66 212V211H65ZM64 212V213H65ZM70 212V214H72V212L71 211H69ZM81 211H79V212H77V215H78V213H80ZM162 212V213H163ZM167 212H168V210H167ZM170 212H171V210H170ZM174 212V210H172V213ZM177 212V211H176ZM175 212V213H176ZM185 212V211H184ZM184 212H183V214H184ZM218 213H220V215H221V217H223L222 216V212H219V211H217ZM224 212H223V214H224ZM67 213V212H66ZM83 213V212H82ZM100 213V212H99ZM134 213V214H133ZM138 213V212H137ZM148 213H147V215H148ZM152 213V212H151ZM157 212H154L153 214H156ZM159 214H157V215H160V212H158ZM166 213V212H165ZM169 213V212H168ZM180 213V210H179V212H178V214ZM185 213V214H186ZM226 213L224 214V215H226ZM241 213V214H240ZM250 215H251V213H250V211L248 212ZM247 213V214H248ZM263 213V212H262ZM74 214V213H73ZM75 214H76V212H75ZM88 214V213H87ZM86 214V215H87ZM121 214V213H120ZM143 214H141L145 219H147V216H144ZM178 214H176L177 216H178ZM182 214V212L180 213V215ZM194 214V215H193ZM205 214V213H204ZM243 214H244V212H243ZM246 214V213H245ZM244 214V215H245ZM257 214V213H256ZM20 217H19V216ZM44 214H42V216H43ZM50 215V214H49ZM80 215V214H79ZM85 216V214H81L80 216ZM125 215V214H124ZM137 215V216H136ZM136 215H134V216H136V218L137 219H135V221L134 222H137V220L140 218L141 220H139V222L141 223V224H147V223H144L143 221H144V219H143V217L142 216H139V218H138V214H136ZM140 215V214H139ZM167 215V214H166ZM189 215V214H188ZM187 215V221H188V219L190 220V218H189V216ZM242 216V219H243V217H244V221L247 223V222H249V221H247V220H245V218L246 217H248V219H249V216L247 215L246 217L245 216ZM259 216V218H262L263 216H261L260 214H258ZM14 216H16V217H19V218H16V219H14ZM71 216V215H70ZM76 216V215H75ZM79 216V217H80ZM87 216H89V214L87 215ZM87 216H85L86 218H87ZM94 216V217H95ZM120 216V215H119ZM150 216H152L151 214H150ZM154 216V215H153ZM156 216V215H155ZM154 216V217H155ZM168 217H169V215H167ZM181 216H185V215H181ZM192 216H190L191 217V220L193 221H195V219H196V217H197V219H198V216H196V217H194L195 219H193L192 218ZM203 216V215H202ZM234 216H235V214H234ZM237 216V215H236ZM235 216V217H236ZM252 216V215H251ZM250 216V217H251ZM254 216V215H253ZM261 216V217H260ZM5 217H7V218H5ZM78 217V218H79ZM93 216H92V219H91V221L93 220V219H95ZM108 217V216H107ZM106 217V218H107ZM123 217V216H122ZM122 217H120V218H122ZM159 217V216H158ZM157 217V218H158ZM172 217V222H173V216H171ZM209 217V218H208ZM207 218L208 219H206V220H208V222H210L209 221V219L210 218H212V217H210V216H208ZM221 217H220V220H223V219H221ZM225 217H227V216H225ZM228 217H227V219H228ZM238 217V216H237ZM239 217V218H240ZM42 218V217H41ZM47 218V217H46ZM60 218H62V219H60ZM75 218V217H74ZM84 218V217H83ZM82 217L80 218L81 220L83 219ZM86 218H85V220H86ZM102 218V217H101ZM100 218V219H101ZM112 218V217H111ZM113 218H114V216H113ZM156 218V217H155ZM163 218H166V217H164V215H163ZM175 218V217H174ZM177 218H181V217H177ZM238 218V219H239ZM255 218V217H254ZM256 218H257V215H256ZM10 220V221H7V220ZM43 219V218H42ZM71 219H72V216H71ZM79 219V220H80ZM89 219V218H88ZM105 219V218H104ZM103 219V220H104ZM110 219V218H109ZM126 219V218H125ZM133 219V220H134ZM151 219H152V217H151ZM151 219H149V221L151 220ZM160 219H161V217H160ZM167 219H169V218H167ZM182 219V218H181ZM185 219V218H184ZM183 219V220H184ZM196 219V220H197ZM215 219V218H214ZM218 219H219V217H218ZM229 219V220H230ZM236 219V218H235ZM242 219H240V220H242ZM247 219V218H246ZM252 219V218H251ZM264 219V218H263ZM76 220H77V217H76ZM90 220V219H89ZM102 220V221H103ZM106 220V219H105ZM104 220V221H105ZM132 220V219H131ZM143 220V221H142ZM177 220V219H176ZM206 220H204L205 222H206ZM217 219H215L214 220V222H217L218 221V223H219V220H217ZM230 220V221H231ZM237 220V219H236ZM235 220V221H236ZM243 220H242V222L241 223H245V222H243ZM260 220V219H259ZM62 221V222H61ZM91 221H87V223H90ZM112 221H114L113 219H112ZM127 221V220H126ZM155 222L156 220H154V218H153V220L151 221V222ZM164 222L166 221V219L165 220H163ZM179 221V220H178ZM186 221V222H187ZM191 221V222H192ZM198 221V220H197ZM199 221H200V219H199ZM199 221L197 222V223H193V224H196V225H198V223H199ZM212 221V220H211ZM224 221H226L225 219H224ZM224 221H223V223H224ZM239 221V220H238ZM237 221V222H238ZM252 221H253V223H251V224H253V225H251V226H254V224L256 223V221L254 220V219H252ZM86 221H84V223H85ZM96 222H97V220H96ZM95 222V223H96ZM116 222V221H115ZM129 222H132V221H129ZM143 222V223H142ZM146 222V221H145ZM147 222H148V220H147ZM151 222L150 223H148L149 225L151 224ZM158 222H160V220L158 221ZM167 222V221H166ZM165 222V223H166ZM175 222H177V221H175ZM191 222L189 221V225L191 224ZM213 222V221H212ZM211 222V223H212ZM233 222H234V220H233ZM250 222H251V220H250ZM255 222V223H254ZM262 223H263V221H261ZM261 222H260V224H261ZM57 223H61L60 225L62 226V227H64V229L65 230H62V231H60L59 230V232H57V228H56V226L55 225H57ZM81 223V221L79 222V224H78V226L79 225H81L80 224ZM83 223V222H82ZM92 223H94V221L92 222ZM92 223H91V225H92ZM100 222L98 221V224H99ZM103 223V225L105 224L104 222H102ZM113 223V222H112ZM111 223V224H112ZM140 223H136V224H140ZM162 223V222H161ZM180 223V226H182V225H185V224H183L184 222H182V224H181V222H179ZM188 223V222H187ZM217 223V224H218ZM221 223V222H220ZM226 223V222H225ZM230 224H231V222H229ZM239 223H240V221H239ZM241 223H240V225H241ZM258 223V222H257ZM4 224H8V227L9 228H7L6 227V225H5V227H6V229H5V227H3V225ZM98 224H96V226L98 225ZM113 224H115V223H113ZM154 225L156 224V222L155 223H153ZM153 224H152V226H153ZM200 224H201V226H200ZM204 224V223H203ZM215 224V223H214ZM222 224V223H221ZM220 224V225H221ZM234 224V223H233ZM248 224V223H247ZM247 224H242L243 226H247L248 227V225ZM250 224V223H249ZM260 224H258V226H260ZM84 225H86V223L84 224ZM87 225H89V224H87ZM86 225V226H87ZM94 225V224H93ZM126 225V226H125ZM131 225V226H130ZM160 225V224H159ZM173 225V224H172ZM188 225V227H189V229L191 228V230H193V228L196 230L197 229V226H196V228L194 227V226H192V227H190ZM208 225H209V223H208ZM216 225V224H215ZM219 225V226H220ZM228 225V224H227ZM241 225V226H242ZM263 225H264V223H263ZM90 226V225H89ZM100 226V225H99ZM106 226V225H105ZM115 226H117V225H115ZM128 226H130V227H128ZM156 226V225H155ZM154 226V227H155ZM161 226V225H160ZM174 226H175V224H174ZM205 226V228H206V226L207 225H204ZM223 227H224V225H222ZM256 226V227H255ZM254 227L256 228H253V227H251V228H253L255 231L258 229L257 228V225H255ZM4 228V230H2L3 228ZM58 227H60L59 225H58ZM61 227V228H62ZM80 227V226H79ZM78 227V228H79ZM111 227V226H110ZM112 227H114V226H112ZM136 228H137V226H135ZM148 227H150V226H148ZM163 227V226H162ZM170 227V229H171V226H169ZM176 227H178L177 226V224H176ZM182 227H184L182 230H184V229H186L185 227L186 226H182ZM198 227H200V228H204L203 227V225H202V223L200 222L199 223V226ZM208 227V226H207ZM213 227V226H212ZM212 227H211V229H212ZM225 227H227L226 225H225ZM262 227V226H261ZM264 227V226H263ZM84 230L85 231H89V229H90V227L88 228V227H85L84 226ZM93 228V227H92ZM91 228V229H92ZM94 228H97V227H95L94 226ZM109 228V227H108ZM135 228V229H136ZM179 228H181V227H179ZM178 228V229H179ZM204 228V229H205ZM208 228H210V227H208ZM208 228H207V230H208ZM229 228H231V227H229ZM235 229H236V227H234ZM36 229V228H35ZM59 229V228H58ZM68 229V230H69ZM80 229H81V227H80ZM103 229H104V227H103ZM103 229H99V230H103ZM140 229V228H139ZM145 229V228H144ZM143 229V230H144ZM147 229V228H146ZM150 229H153V227L152 228H150ZM149 229V230H150ZM167 229V228H166ZM173 229H174V227H173ZM215 229L216 228H214V230L213 231H215ZM232 229V228H231ZM248 230H250L249 228H247ZM262 229H264V228H262ZM82 230V229H81ZM109 230V231H110ZM142 230V231H143ZM176 230V229H175ZM203 229H201V231H202ZM207 230H204L205 232L207 231ZM210 230V229H209ZM209 230H208V232L207 233H209V234H211L210 232H209ZM219 230V229H218ZM259 231H260V229H258ZM71 231V230H70ZM106 232L108 231V229L107 230H105ZM105 231H103V232H100L101 234L102 233H104ZM136 231H139L138 229H136ZM145 231V230H144ZM159 231V230H158ZM157 231V232H158ZM159 231V232H160ZM178 231V230H177ZM185 231V230H184ZM187 231H188V229H187ZM198 231V229L196 230V232ZM203 231V232H204ZM212 231V232H213ZM220 231V230H219ZM228 231H231L230 229L228 230ZM233 231V230H232ZM235 231H237V230H234V234L236 235V233H237V235H241L242 233H239V232H236L235 233ZM238 231H239V229H238ZM259 231L257 232V235H259L258 233H259ZM91 231H89V233H90ZM95 232H97L96 230H95ZM141 232V231H140ZM146 233H147V231H145ZM156 232V231H155ZM190 232V231H189ZM196 232H194V230L192 231V234L193 233H196ZM199 232H200V229H199ZM198 232V233H199ZM202 232V235H204V233ZM218 232V231H217ZM221 232V231H220ZM240 232H244V231H241L240 230ZM261 232V234L263 235L264 234V232L262 233V231H260ZM41 233V234H40ZM72 233V232H71ZM98 233V232H97ZM136 233H139V232H134V234H136ZM169 236L170 237H175V231H174V234L172 235L171 234V232H170V230H169ZM178 234H180V232L178 231L177 232ZM201 233V232H200ZM207 233H205V235L207 234ZM225 233V232H224ZM223 233V234H224ZM229 233V232H228ZM239 233V234H238ZM99 234V233H98ZM149 234H150V232H149ZM153 234V230L151 231V234L150 235H152ZM209 234H207V237H208V235ZM213 235H211V236H214V232L212 233ZM222 234V233H221ZM232 234V233H231ZM244 234H246V233H244ZM143 235V234H142ZM142 235L140 236V237H142ZM145 235V234H144ZM147 235H148V233H147ZM146 235V236H147ZM172 235V236H171ZM181 235H183V234H181ZM193 235H195V234H193ZM197 235V234H196ZM204 235V236H205ZM247 236L249 235L248 234V232H247V234H246ZM261 235V236H262ZM98 236V235H97ZM97 236H96V238H97ZM103 236H104V234H103ZM134 237L135 236H139V234L138 235H133ZM177 236H180V235H177ZM176 236V237H177ZM197 236H199V235H197ZM196 236V237H197ZM219 236V235H218ZM217 236V237H218ZM227 236V235H226ZM229 237H228V239L230 238V233H229V235H228ZM256 236V235H255ZM261 236H258V237H261ZM264 236V235H263ZM24 237H27L26 239L24 238ZM90 238L89 239V241H90V243H88L89 241L87 240V238ZM104 237V238H105ZM129 237V236H128ZM132 237V236H131ZM149 237V236H148ZM148 237H146V238H148ZM153 237V236H152ZM154 237H153V240L152 239H148V240H152V242L154 241ZM164 237V236H163ZM163 237H161V238H163ZM173 237V238H174ZM236 237V236H235ZM239 237V236H238ZM243 237V236H242ZM241 237V238H242ZM249 237V236H248ZM248 237L246 238V236H245V238L246 239H248ZM103 238V237H102ZM145 238V237H144ZM161 238H160V240H161ZM165 238H167V237H165ZM173 238H169V240L170 239H173ZM181 238V237H180ZM179 238V239H180ZM183 238V237H182ZM192 238V237H191ZM198 238H200V237H198ZM205 237H203V239H204ZM209 238H210V235H209ZM214 237H212V239H213ZM232 238L234 239V237L232 236L230 239H231V241H232ZM263 238V237H262ZM262 238H260V240L262 239ZM140 239V238H139ZM155 239V240H156ZM187 239V238H186ZM190 239V238H189ZM189 239H187V240H189ZM201 239V238H200ZM212 239H210V241H212ZM225 239V238H224ZM230 239H229V241H230ZM236 239V238H235ZM234 239V240H235ZM148 240L146 241V242H148ZM163 240L164 241H167L168 240V238H167V240L166 239H164L163 238ZM168 240V241H169ZM187 240H184V241H187ZM196 240V239H195ZM195 240H194V242H195ZM217 240V239H216ZM215 240V241H216ZM226 240V239H225ZM233 240V241H234ZM240 241H241V239H239ZM239 240H238V242H239ZM243 240V243H242V241L240 242V243H242V245L241 246H243L244 247V243H245V241H244V239H242ZM254 240V239H253ZM94 241H96V240H94ZM176 241V240H175ZM174 241V242H175ZM180 240H178V238H177V242H179ZM197 241V240H196ZM204 241L206 242V241H208V240H205L204 239ZM203 241V242H204ZM224 241V240H223ZM222 240L219 242L220 244L223 242ZM227 241V240H226ZM228 241V242H229ZM232 241V243L233 244H235L234 242ZM248 241H251L250 239L248 240ZM255 241V240H254ZM3 242H7L8 244H3ZM55 242H60V244L62 245V247H59L60 246V244H59V246H58V244L57 243H55ZM169 242H171V241H169ZM174 242H171V243H173V244H175ZM183 242V241H182ZM209 242V241H208ZM207 242V243H208ZM252 242V241H251ZM264 242V241H263ZM2 243V244H1ZM19 243V244H18ZM57 244V248L54 246V245H52V244ZM145 243V242H144ZM166 242H164V244H165ZM171 243H170V245H171ZM189 243V242H188ZM210 243H212V242H209V244ZM214 243V242H213ZM212 243V244H213ZM216 243V242H215ZM231 243V242H230ZM43 244V245H42ZM47 244V245H46ZM48 244H51L50 246H48ZM148 244V243H147ZM154 244V242L151 244V242H150V244L149 245H153ZM179 244V243H178ZM182 243L180 242V245H181ZM184 244V243H183ZM192 244H193V242H192ZM199 244H200V242H199ZM201 244H203L202 242H201ZM201 244H200V247H202L201 246ZM208 244V245H209ZM212 244H211V246H212ZM232 244V245H233ZM45 245V246H44ZM162 245V246H161ZM186 245V244H185ZM196 245V244H195ZM195 245H194V249H195ZM214 245V244H213ZM216 245V244H215ZM228 245V244H227ZM236 245V244H235ZM238 245V244H237ZM237 245H236V247H237ZM240 245H238V246H240ZM64 246V247H63ZM150 246V247H151ZM179 245H176V247H178ZM182 246H184V245H181V246H179V248H178V250L180 249V247H181V250H182ZM188 246H190L189 247V249L191 250L192 249V246L191 245H188ZM198 246V245H197ZM216 246H218L219 247V245H218V243H217V245ZM224 246H226V245H224ZM231 246V245H230ZM260 246V245H259ZM205 247H208V246H205ZM215 247V246H214ZM217 247V248H218ZM221 248H223V243H222V245L220 246ZM231 247H233V248H235V246H231ZM230 247V248H231ZM242 247V248H243ZM246 248H248L249 249V247H247V246H245ZM261 247V246H260ZM153 248V247H152ZM166 248V250H164ZM185 248V247H184ZM188 248V247H187ZM186 248V249H187ZM221 248H218V249H221ZM262 248V247H261ZM264 248V247H263ZM188 249V250H189ZM208 249V248H207ZM211 249V248H210ZM237 249V248H236ZM240 249V248H239ZM248 249H245L246 251H244V250H242V251H244V252H251L250 250H248ZM252 249H254V248H252ZM151 250V249H150ZM177 250V251H178ZM193 250V249H192ZM200 251H202L201 249H199ZM209 250V249H208ZM226 250V249H225ZM248 250V251H247ZM259 250V249H258ZM257 250V251H258ZM102 253H101V252ZM163 252L164 254H172V255H170L172 258L171 259H169V257L170 256H167V255H165V257H162V256H159L158 255V253H160V252ZM186 251V250H185ZM196 251H198L197 249H196ZM204 252H205V250H203ZM207 251V250H206ZM215 251V250H214ZM235 251H238V250H235ZM252 251H254V250H252ZM255 251H256V248H255ZM136 252V253H135ZM189 252V251H188ZM194 252H195V250H194ZM193 251H192V253H194ZM199 252V251H198ZM208 252V251H207ZM212 252H213V250H212ZM211 252V253H212ZM225 253H226V251H224ZM230 253V250H227V253ZM239 252V251H238ZM241 252V251H240ZM243 252V253H244ZM261 252V250L260 251H258V253H260ZM162 253V254H163ZM183 253H184V249H183V251H181V253H180V255H183ZM191 253V252H190ZM190 253H187V255H190ZM192 253H191V257H192V259H193V256H192ZM202 253V252H201ZM214 253H216V251L214 252ZM232 253L234 254V251L232 250ZM257 252H255L254 254L255 255H257L256 254ZM262 253H264V252H262ZM90 254H93L94 256H90ZM161 254V255H162ZM185 254H186V252H185ZM196 254H197V252H196ZM205 253H203V255H204ZM207 255L209 254V253H206ZM205 254V255H206ZM213 254V253H212ZM238 254H240V253H238ZM179 255V254H178ZM178 255H174V256H178ZM206 255V256H207ZM210 255V256H209ZM208 256H207V258L208 257H210V260H211V254H209ZM240 255H242V256H244V254H240ZM250 255H251V253H250ZM250 255H248L249 256V258H252V257H250ZM253 255V254H252ZM156 256H157V260H156ZM159 256V257H158ZM167 256V257H166ZM194 256H195V253H194ZM237 256V255H236ZM245 256L247 257V255H246V253H245ZM244 256V257H245ZM254 256V255H253ZM160 257H162L161 259H159ZM179 257V256H178ZM177 257V258H178ZM181 257V256H180ZM179 257V258H180ZM186 257V256H185ZM190 257V256H189ZM191 257H190V260H192L191 259ZM198 257H200V256H198ZM198 257H196V260L198 259ZM214 256H212V259H214L213 258ZM216 254H215V259H216ZM221 257H223L222 255H221ZM225 257V256H224ZM223 257V258H224ZM228 257V256H227ZM238 257V256H237ZM257 257V256H256ZM260 257V256H259ZM262 257H264V255L262 256ZM262 257H260L261 259H262ZM96 258V260L95 261H92L93 259H95ZM99 258V259H98ZM112 259V262H104V263H100L99 261H101V260H107V259ZM139 258H140V261H138L139 260ZM145 259V261H142V259ZM152 258V259H151ZM175 258V257H174ZM173 258V259H174ZM177 258H176V260H177ZM187 258H188V256H187ZM195 258V257H194ZM201 258V257H200ZM206 258V259H207ZM219 258V257H218ZM217 258V259H218ZM248 258V259H249ZM255 258V257H254ZM253 258V259H254ZM260 258H258V259H260ZM101 259V260H100ZM182 258H180V260H181ZM186 258H184V260H185ZM189 259V258H188ZM205 259V260H206ZM209 259V258H208ZM232 259V258H231ZM180 260H179V262H180ZM194 260V259H193ZM196 260H194V262L196 261ZM201 260V259H200ZM205 260H203L204 262H205ZM209 260V261H210ZM220 260H222V258L220 259ZM264 260V259H263ZM263 260H261L262 261V263H264V261ZM142 261V262H141ZM166 261V260H165ZM202 261V262H203ZM216 262H214V260L213 261H211L213 264L214 263H217V261H218V263H220V261H219V259L218 260H215ZM223 261V260H222ZM228 261V260H227ZM235 261V260H234ZM250 261H251V259H250ZM256 261V260H255ZM254 261V262H255ZM71 262V263H70ZM118 262V263H117ZM154 262V264H156ZM174 262H175V260H174ZM184 262V261H183ZM190 262V261H189ZM194 262L192 261V263L194 264ZM196 262H198V260L196 261ZM203 262V263H204ZM208 262V261H207ZM224 262V261H223ZM253 262V260L251 261V263ZM257 262H258V260H257ZM164 263V262H163ZM171 263V262H170ZM170 263H167V264H170ZM185 263H186V261H185ZM191 263V264H192ZM199 263H201L200 261H199ZM206 263V262H205ZM204 263V264H205ZM211 263V264H212ZM260 263V262H259ZM148 264V263H147ZM166 264V263H165ZM172 264V263H171ZM175 264V263H174ZM210 264V263H209ZM222 264V263H221ZM254 264H256V263H254ZM261 264V263H260Z\"/></svg>",
	"mask_w": 264,
	"mask_h": 264
},
{
	"label": "rangeland",
	"instance_id": "374dc122",
	"mask_svg": "<svg viewBox=\"0 0 264 264\" xmlns=\"http://www.w3.org/2000/svg\"><path fill=\"white\" fill-rule=\"evenodd\" d=\"M26 1H27L28 3H27ZM32 1H33V0H32ZM32 1H31V0H24V1H23V0H21V1H20V0H16V2H15V0H8V2H9L10 4L13 5V6H12V5H11V6H12L13 8H15V9L20 10V9H22V7H25L24 9L20 10V12L24 11V12H22V13H23V14L25 13V15H26V16H29V19H32L33 21H42V18H43V19H44L45 21H47V22H48V21H49V22H51V21L53 22V19H52V18L50 19L49 16L46 15V12H43V13H42V10H36V11H35L34 9L31 10V8H34L33 3H31ZM169 1L173 3L172 6H173L174 8H176L174 5H176V6L178 5L177 8H180V6H182V7H181V10H184V11L187 10V11H185V12H187V13H189L190 10H192V11L189 13V15H188V14H186V15H187V17H189V18H190V15H191V18H192L193 20L190 18L191 21H190V19H189V21H190V22H193V23L198 22V21H196V20H194V19H197V17H196V16H197V13L202 12V11H203V7L206 6L207 9L205 8V10L203 11V14H202V15H206V14H207V13H206L207 11H208V14H207V16H206V19H207V20H205V18L203 17V19L205 20V21H204L205 24H204L203 26H206V23L209 22L208 25L211 26L210 29H212L211 31H214V32L216 31V30H215V25H218L219 27L221 26L222 29L224 28V27H222V26H224V25L222 24V22L220 23V21H218V23H217V21H215V20H220L222 16H223L222 19L225 18V19H224L225 21H227L226 19H228V18H227V16H228L227 14H229V13H228V12L225 13L224 10L217 8V7H216V4H215V2H214L213 0H195V1L192 0L193 2H192L191 0H183V2H182L181 0H180L181 2H178L179 0H172V1L169 0ZM174 1H175V2L177 1V3H175ZM257 1H258V0H254L255 4L262 3V4H259V5H260V7H261V9H262V10L260 9V10H261V13L264 14V0H260V2H259V1L257 2ZM29 2H30V3H29ZM153 2H154L153 4H155V3L157 2V0H155V1L153 0ZM158 2H159V0H158ZM209 2H210V3H209ZM211 2H212V3H211ZM178 3H179L180 5H179ZM181 3H182V4H181ZM188 3H189V4H188ZM193 3H196V4L192 5ZM26 4H28L27 6H28L29 8L26 6ZM29 4H32V5H29ZM156 4H159V5H160L161 3H156ZM184 4H185V5H184ZM189 5H190V6H189ZM200 5H201V6H200ZM261 5H262V6H261ZM18 6H19L20 8H19ZM30 6H31V7H30ZM172 6H171V7H172ZM196 6H197V11L199 10L200 12H199V11L196 12V8H195ZM257 6H258V5H257ZM183 7H184L185 9H184ZM198 7H199V9H198ZM208 7H210V8H208ZM211 7H212V8H211ZM214 7H215V8H214ZM258 7H259V6H258ZM187 8H188V9L190 8V10L188 11ZM26 9H28L29 11L31 10V11L29 12V11L26 10ZM35 9H36V8H35ZM201 9H202V10H201ZM208 9L211 10V11H209ZM213 9H219L218 11H219V12H220V11L222 12V13H221V12L219 13V12L216 10V12H215L216 14H215V15H216V16L218 15L219 18H218V17H213V16H215V15H214V12H213V11H215V10H213ZM4 10H5V9H4L3 7L0 6V12L4 13ZM206 10H207V11H206ZM5 11H6V10H5ZM37 11H38V12H37ZM40 11H41V12H40ZM166 11L169 12V14H167V21H168L167 23H169V21L172 22V23L174 22V20L171 19V18H174L175 21H176L177 17L179 16V18L177 19V21H178L179 19H181V17H180L181 14H180V13H179V14H180V15H179L178 13L173 12V13H174V15H173L172 11H170V10H166ZM6 12H8V13H7V14H4V16L7 17V21H6L7 23H9V24H11V25H13V26H22L23 23H24V24H26V25L23 26V29L21 30V34H24V35L27 36L28 33H31L30 26H31L32 24L27 23L28 20H26V19L24 18V16H15V14L11 13L10 10H7ZM35 12H37V13H35ZM168 12H167V13H168ZM192 12H193V14H191ZM195 12H196V13H195ZM204 12H205V13H204ZM211 12H213V13H211ZM171 13H172V14H171ZM175 13H176V14H175ZM194 13H195L196 15H195ZM210 13H211L210 16H211L212 18H214V19L211 18L212 20H211V19L209 20L210 16H208V15H209ZM218 13H219V14H218ZM223 13L226 14V15H225L226 17L224 16ZM0 14H1V13H0ZM27 14H28V15H27ZM37 14H39V16L41 15L42 18H41V17L39 18ZM42 14L44 15V17H43ZM221 14H222V15H221ZM168 15H169L171 18L168 17ZM177 15H178V16H177ZM219 15H220V16H219ZM36 16H37V17H36ZM172 16H173V17H172ZM231 16H232V15L229 14L228 17L230 18ZM263 16H264V15H263ZM20 17H21L22 19H21ZM207 17H208V18H207ZM0 18H1V17H0ZM38 18H39V20H37ZM46 18H47L48 20H47ZM217 18H218V19H217ZM203 19H202V20H203ZM230 19H231L232 21H235L233 17H231ZM1 20H2V18L0 19V23H2ZM44 20H43V21H44ZM107 20H108V19H107ZM172 20H173V21H172ZM110 21H111V19H110ZM110 21L106 22V23H108V24L105 25V27H106V26H110V27L112 28V26H113V28L111 29V31H110V28H109V27H107V29H104V28H103V29H104L103 32H102V30H101L102 27H100V29H99V27H93V30H92L93 33H94V32L96 33L95 36L97 35L98 38H99V40H102V41H103V42L100 41V43L102 42L103 44H101V45L104 46V47L107 46V43L110 44V42H111L110 40H111V39H116V38H117L116 40H118V38H119V39H120L119 41L121 42V41H122L121 38H124V41H125V40H128V38H130V36H128V34H127V35H126V33H125V34L123 33L124 35L122 34V32H124V31L120 28V25L117 24V22H115V21H114V22L111 21V22L114 23V24H112ZM194 21H196V22H194ZM212 21H213V22H212ZM55 22H56V20L53 22L52 25H54V27H60V25L57 26V24H58L57 22H58V21H57L56 23H55ZM214 22H215L216 24H215ZM12 23H13V24H12ZM172 23H170V24H172ZM193 23H192V24H193ZM198 23H199V22H198ZM115 24H117V25H115ZM220 24H221V25H220ZM0 26H1V25H0ZM117 26H118V27H117ZM213 26H214V27H213ZM96 28H97L98 30H97ZM108 28H109V29H108ZM119 28H120V31L122 30L121 32L119 31ZM221 28H219V29L221 30ZM29 29H30V30H29ZM56 29H57V28H56ZM113 29H116V30L118 29V31H115V30H113ZM226 29H228V30H226ZM229 29H234V30H231V32H228V31H230ZM60 30H61L60 28L57 29V31H60ZM96 30H97L98 32H97ZM106 30H107V32H105ZM223 30H224V29H223ZM225 30H226V31H224V33L226 32L225 34H224V33H220L221 31H217V32H215V33H217L216 35H220V36L222 35V39H220V36H217L216 38H217V42H219V40H221L220 42H221V44L223 45V47H222V45H219L220 42H219V43H217V42L215 43L214 41H211V40H212V39H211V36H210V37H207V36H206L207 38H209V43H208V44H210V45L215 44L214 46L217 45V46H218L217 48H218V50L220 51V52H219V51L216 49V50L218 51V53L220 54V59H219L218 62L216 61V63H214V61H213V62L210 61V62L212 63V64H211V63H209V60H212L211 58H213V59H215V60H218L219 57H218V58H217V57L214 58L213 55H212V53H210V51H209L210 55H212V56H209V55H208V58H207V54H208V53H206V51H207V50H206V47H207V49H209V48L211 49V47L208 46V45H207V46H206V45H203V44L200 45L201 43H199V44H198V43H194V45L196 44V46L199 45V47L197 48L199 51H201V49L203 50V51H201L200 54H197V53H196V52L198 51L197 49H196V51H195V50H192V51H194V53L192 54V53H191L192 51H191V52L189 51V50H190V47L188 48L189 50H188V49H187V50L183 49L182 51H180L181 53H183V54L181 55V56H183L182 58H184V55H186V57H188V55H189L188 60H187L186 57H185V59L187 60L186 62H188V63H185V64H186L187 71H185V70L183 69V68L185 67V65L183 64V62H184L185 59H184V60L182 59V63L179 62V61L181 60V56H180L181 53H178V51H175V52L172 51V52H170V54H171V53H174V55L178 54V57L180 56V58H179L180 60H178V57L176 58L173 54H172V55H173L175 58H174L172 55H170V54H168V55H169V56H172L173 58H172V57L165 58L166 56H164V57L161 56L162 53L159 52L158 55L161 56V57H159V58H161V59H160V62L162 63V65L160 66V62L158 63L159 60L156 61V63H155L156 65H155V66H154V65H153V66H152V65H149L150 67L152 66V70L150 69L149 66H148V69H150V70H148V69L146 70V68H145L146 65H145L144 70L141 71V72H143V74H142V73L140 74V72H139L140 70H142L141 67L138 68V70H137L136 68H137L138 65H137L136 63H133L132 61H131V62L129 61L130 65L132 64L131 66H133L134 68L136 67L135 70H136L137 72H139L137 75L140 74L139 76L136 75V77H137V78L139 77L140 79L138 78V80H141V81H142L143 78H145V76L147 75V74H146L147 71H148L147 73H149V74L151 73V71H152V73H156L155 71H157V70L159 69V67H160V71L162 72L163 70H167V69H168L167 67H169V66H170V67H169L170 69H171V68H175V67H176L175 65H176L177 63H178L177 65L180 64V66H178L179 68H176V69L179 70V74H180L181 72H183V73H188V72L193 73V75L190 74L192 77L189 75V76H188L189 78L187 79V77H186V79H185V77H183L184 74H182V78H181V74H180V77H179V75L176 76V75L174 74L175 72H173V73H172V72H169V71H171L172 69H171V70H167L166 72H167L168 74L166 73V74H164V76H167V77L169 76V77H172V78L175 77L176 79H178L177 81H175V82L173 83L174 85L176 84V85H175V89L178 90V91H177L178 93L172 94V95H170V97H169V96H166V97L163 96V97H159V99L154 100V102L156 103V104L154 105L155 108L159 107L161 104H164V103H168V102H170V100H175V101H177V100H179V101H186V100L190 99V96H192V97L194 98L193 93H194V95H196L195 92L198 93V94H200L201 92H199V91L197 90V87H196V86H198V85L195 84V82H194V81H196V80H198V79L201 80V81L208 80L209 82H212V83L216 84L217 86H218V83L221 82L222 86H223V85H226V87H224V86L222 87L221 85H219V88L222 87V88L226 89V92L229 91V94H230L231 98L234 99V102H235L236 108H237V109L240 108V109H239V110H240V111H239V113H240V114H239V115H240L239 118H241V119H240L241 121H238L239 118H238L237 120H233L232 123H231V125H230V128L233 127V129H231V130H234L235 128H236V130H237V129L240 127V124H239V123H241L242 120L244 119V118L242 119V114L244 115L243 112H246V111H244V110H247L246 106H247L248 104L251 105L252 101L254 100V98H253V94H254L253 91H254V89H255V87H254V86H255V83H253V81H251L252 83H250V84H252V85H251L252 88H251V87L249 88L250 85L248 86V85L246 84L247 82L241 81V80H243L244 78L241 79L240 77H242V76H240V77L238 78L237 75H238V74H239V75H242V73H243V77H245V72H243V71H244V70H243V67H246V68L249 70L248 72L251 73L252 76H253V78H252V77H251V74H250V76L248 75V77H251L253 80H255V78H254V77L256 76V72H255V60H254L253 58L256 59V56H255V54H254L255 51L253 52L254 48H251V47H249L248 45H247V46L245 45L244 40H242V38H240L241 36L235 31V28H234V27H233V28H231V27L229 28L228 26H227V27L225 26ZM64 31H65V30H64ZM99 31H101V32H99ZM112 31H114V32H112ZM222 32H223V31H222ZM227 32H228V33H227ZM233 32H234L235 34H234ZM97 33H98V34H97ZM106 33H107V34L109 33V35L107 36ZM113 33H114V34H113ZM116 33H118V34H117V37H116ZM219 33H220V34H219ZM230 33L233 34V37H232V35H228V34H230ZM236 33H237V34H236ZM99 34H101V36H100ZM119 34H120L121 36H120ZM223 34H224V35H223ZM226 34H227V35H226ZM102 35H103V36H102ZM104 35H105L106 37H105ZM110 35H111V36H110ZM122 35H123V36H122ZM234 35H236V36H234ZM238 35H239V36H238ZM69 36H70V37H69ZM71 36H75V35H73V34H67V35H65V39L63 38V41H64V43H65V42H66L65 40L68 39V40H67L68 45H66L67 42L65 43V45L67 46V48L71 47V48H69L70 50L74 49L73 51H71L72 55L75 53L74 55L76 56L77 61H78V62L81 61L80 63L83 64V66H84L85 69H88L89 71H91V70H93L94 67H96V68L99 69V70H97V69L94 68V70L91 71V72H94L95 74H98V76H100V78H102V79H104V80H105V79L108 80V78L110 77L111 79L113 78L112 80H115V79H116V80H121V79H122L123 81H124V80L127 81L126 79H128V76H129L128 73H130L129 70H130L131 68H133V67H131L130 65H129L130 67L127 66V65L129 64V63H127L128 61L125 60V61L123 62V64H125V62H126L125 68H127V67L129 68V70L127 69L128 72H127L126 69L123 67V65H120V64H119L120 67H118L119 65L117 66V65H115L114 63H113V64H114V67L117 66V67H115V68H118V71H117V69L114 70V68H113V70H114V72H113V71L111 70L112 67H113V66H112V63H109L110 59L112 58V56H111L112 54H111V51H110V50H109V51H108V50H106V51H105V50H102V52L105 51V52H103L104 54L107 53V54H105V55H104V54H100V55H99V52H93V51H92V52L90 51V53H92V54H89V51H87L86 48H83L84 46L82 47V43H81V46H80V42H81V39H82V38H79V37H76V36H75V37L77 38V39H76L75 37H72V38H71ZM99 36H100V37H99ZM109 36H110V37H113V38H110ZM114 36H115L116 38H115ZM225 36H227V37H225ZM228 36H231V37L233 38V41L235 42V45H236V43H238V42H236V41H237L236 37H239L238 40L240 39V40L243 41L244 43H243V42H239V44H238L239 48H238L237 45H236V46H237V47H236L235 45L231 44L232 41H230V43L228 42L229 44L227 45V40L229 41L230 39H232V38H228ZM107 37H109V38H107ZM125 37H126V39H125ZM224 37H225L226 39H225ZM69 38H70V40H69ZM73 38H74V39H73ZM132 38H134V37L132 36ZM71 39H73V40H71ZM78 39H80V40H79L80 42L78 41ZM86 39H88V38H86ZM104 39H106V41H107V40H108V41L105 42ZM235 39H236V40H235ZM75 40H76L77 42H76ZM138 40H139V39H138ZM240 40H239V41H240ZM70 41L72 42V44H71ZM222 41H223V43H222ZM69 42H70V45H71V46L69 45ZM75 42L77 43V45H79V47H76V43H75ZM78 42H79V43H78ZM213 42H214V43H213ZM234 42H232V43H234ZM2 43H3V44H2ZM73 43H74V44H73ZM104 43H106V44H104ZM121 43H123V41H122ZM225 43H226V45H225ZM1 44H2V45H1ZM4 44H6V43H4L2 40H0V49H2V47L7 48V46L10 45V43H8V44H6V45H4ZM197 44H198V45H197ZM240 44L242 45V47H240V46H241ZM72 45H75V46L73 47ZM224 45H225L226 49H225ZM5 46H6V47H5ZM200 46H202V47H200ZM233 46H235V47L237 48V49H236V48L234 47V48L236 49L235 52H237V54L233 51V50H234V49H233ZM72 47H73V48H72ZM75 47H76V48H75ZM81 47H82V48H81ZM107 47H108V46H107ZM107 47H106V49H111V48H107ZM219 47H220V49H219ZM245 47H248V51H247L248 53H249V51H251L252 53H250V54L248 55V53L245 52V51L247 50V48H245ZM253 47H254V45H253ZM199 48H201V49H199ZM204 48H205V49H204ZM221 48H222V49H221ZM223 48L225 49V51L223 50ZM228 48H229V49H228ZM249 48H251V50H249ZM77 49L79 50V52L82 51L80 54H82L83 56L86 54L85 56H87V57L84 58V59H82L83 56L80 55L79 52L77 53L78 55L76 54ZM81 49H82V50H81ZM84 49H85V50H84ZM75 50H76V51H75ZM80 50H81V51H80ZM83 50H84V51H83ZM221 50H223V51H221ZM239 50H240L242 53H244V54L242 55V53H238ZM14 51H15V47H14ZM18 51L20 52V49H19ZM26 51H27V50H26ZM86 51H87L88 53H87ZM135 51H136V50H135ZM183 51L186 52L187 54L184 53ZM187 51H188V52H187ZM199 51H198V53H199ZM19 52H18V53H19ZM43 52H44V50L41 51V52L39 51V54H40V56L43 55L42 60H44V62H46L45 64H46V65L49 64V65H50V68H51L53 71H54V69H55L56 67H58V68L54 71V75H53V76L56 77V78H54V79H57V76H58V75H59V79H60V76H63V77H64V75H65V76H66V77H65L66 82L69 83L68 85L71 86V88H70L67 84H66V85H67L68 87H67L66 85L62 84V83L65 81V80L63 79V77H61L60 80L57 79V80H59V81L62 80L60 83H59V81L57 82L56 80H53V82L55 83L56 87H54L55 85L53 86V85L51 84V85H52V86H51V85L49 84V83H51L52 81H51V82H45V83H44V81H45L44 77H45V76L43 75V77H42V73L46 72L45 70H47V69H46V66L44 67V66L42 65L44 70H43V69H41V70L38 69L37 73H35L36 75H34V76H32V77H35V78L38 77V78H40V79L38 80V82H40L41 79H42V80L44 79V80L42 81L43 83H40L41 86H43V84H44L46 87H47V86H50L49 88L52 87L51 89H48V91L52 90L53 93H50V94H53V95L55 96V95L58 93V94H57L58 96H55V97H54L53 95H52V96H51L50 94L48 95V93H47L48 91H46L47 89H46L45 91H42V94L40 95L41 98H44V97L46 96L44 99H40V97H38V96L36 95V94L39 95L41 91L35 93V96H34V93H33L31 90H29V89H24V90L22 89L23 91H25V92H23V93L20 92L21 89H19L20 91H19L18 89H13V90H12V89H0V93H1V94H3V93H4V94H7V93L10 92L9 94H14V93L16 92V94H19V92H20L21 95L23 94V95H25V97L28 96V97H27V100H28L29 102H34V101H35L36 103L38 102V103H37V107H38V108L36 109L38 113H37L36 111H31V112H29V113H30V116H32V117H36L37 115L39 116L40 114L45 115V114H47V113L44 114L43 112H45V111L48 109V110H47L48 115L50 116L51 119L53 118L52 121H55V122H52L51 119L49 118V119H50V120H49V123H50V125L53 123V124H52V125H54L53 128H55V129L58 128L57 132H58L59 135H60V133H61L60 131L63 130L62 127H61L62 124H64V122H63L64 119H63V118H66V117H65V114H66V112H67L69 109H70V110H69L68 113L70 114V116H69V114H68V117H69L70 119H72V118H80L79 116H81V115H82L81 117H83V115L86 116V117H87V116L90 117V116H91L90 114H92V116L90 117V119L93 120V119L95 118V116H99V115H100V117H98V121H97V123H98V125H99V124H101V125H99V126H100V127H99L100 129H98L97 131H102V129H104V130L102 131L103 134L101 133L102 135H100V134H96V135H95V133L97 132V131H96L95 133L90 134V135L84 137V139L81 140L80 142H78L77 144H75V145L73 144L72 146H73L74 148H76L77 150L75 149V150H76V151H75L74 148H73L72 146L70 147V149H69L70 152H69V154H68V155H70V156L67 155V157H68L70 160L65 156V155L67 154L68 151H65V152L62 151V152H61V153L63 154L62 156H61V153H60V154H57V156L55 157V159H52V160L50 159L49 162L47 161L48 163L46 162V160H42V158H41V159L38 158V161L41 162V164H40L41 167L39 166L36 170H34L35 172L33 171V172H32V175H29V176L25 175V177H22V176H17V175L15 176L14 174L9 173V174H8L9 178H5V179L2 180V182H3V183H2V184H3V187H0V191H1V190H5L6 192L8 191V193H10V192H11V193H10V194L6 193V195H5L3 198L0 199V202H1V204H0V209L3 207L2 209H4V211H7V208H8V207H9V208H8L9 210H10V207H11V208H17V205H18L19 203H22V201H21V195L23 194L22 191H26L27 194H29V192H30L29 195L32 196L31 199H29L28 201H26V202H28L27 205H29V207L26 205V208H27V207L30 208V207H31V204H32L33 201L39 203V205H40V203L43 201L42 199H44V198L47 197L46 194H45L46 191H49V190H47V188L43 187V186H46V185H47V184L44 185V183H42V182H43V179H46V176H47V177H48V176H52L55 180H53L52 177H48V178L51 179V180H49V181H47V182H51V183H52V181H53V183L57 184L56 187L54 186L55 189H54V191H53V193H52V194H54V195H52V197H53V199H55L56 205H57L58 207H59L58 204H60V206H61L62 203H67L66 200H67V201L70 200L71 202L74 201L73 198L76 199L75 197H77V196H78V197H77L76 200L79 201V199H81L82 202H83V200H84L83 203L86 202V205H87L89 202L92 203V201H90V200H92L93 193L96 192V190H97V191L99 190V191H98L99 194L96 192L97 195H101V193H103L102 195L105 196V194L108 193V194H106L107 197L105 196L104 199H105V200H109V201H107V202H109L110 204H109V203H106V201L103 200V196H98L99 201H100V200H101V201L98 202L99 204H97V205H98V206H97V207H98L97 210L94 208L95 206H94V199H93V203H92L93 206L90 207V204H91V203L88 204V206H89V208H91V210H90V209L88 210V208H87V210H85V209H86V208H85V209H83V210H78V211H74V212H72L73 210H70V209H69V210H68V209H66V210H64V209H59V210H58L59 214H58L57 212L54 213V211H52L51 208H47V207H46L47 205L43 203V204H44V205H43V207H44V210H43V211H44V212H41V211H39V210H38V212H37V214L40 216V220H39L40 223H37V227L35 226V227L32 228V230H35L36 232H40L41 230H42V231L45 230V228H46L45 225L48 224V223H45L44 221H48V219H49V218L51 219V217H53V215L57 216L58 219H59V216H61V217H65L64 215H67V218L65 217L64 219H66V220L69 219L70 221H75V222H77V226H76V227H72V229H69V226H66V227H68V228H66L67 230H65L64 227H62V226L60 225L61 223H57V225H55L56 228H57V229H56L57 232H59V230H60V231L65 230L66 233L69 232V234H74V235H76V236H77L78 232H81V231H82V232H87L86 234L90 235V238H91V236H92V237L95 236V237H94V238H95L94 240H96V241L93 240L94 243H97V239H98L99 237H101V239H98V240H100V242L102 241L103 243H105L104 240L107 239V238L105 237V235H107V233H108L109 236H110L112 233H114L113 230L115 231V229H119V227H118V226L120 225L119 223L122 222L121 220H124L123 222H126V223H125L126 225H128L129 223H135V225H134V224L132 225V226H134V227H133L134 229H132V228L130 227L131 225L128 226V227H130L133 231L135 230L134 232H139V233H136V234H134V232H132V233L129 234V233H127V232H130V231L124 230V238L127 239V240H129V241H132V240H133V242H138V243H139L142 239H145V240H146V239H147V240H148V239H152V240H153V237L156 235L155 233H157V235L160 236V235H162L163 233H166V232L168 231V233H166V234H168V236H167V235L165 236V234L162 235V236H160V237L156 235V237H159V240H158V238L156 239V238L154 237V241H153L154 244H153L152 246L149 245L150 242H151V244L153 243L152 240H151V241L148 240V242H146V241H147V240H146V241H144L145 243L143 242V245H144V246H145V245L148 246V247H149V251H153V253L155 252V249H156V251H157V248H156L157 246H155V245L158 244V243H157V240H158V242L161 241V242H162L161 244H162V245H165L166 248H169V246H171L169 249H174V247H175L174 250H176V249L178 250L179 246L184 245V246H182V247H183L182 250H181V247H180V249H179L178 251L176 250V251L174 252V255H175V254H176V255L179 254L178 256H179V257L181 256V257H180V258H182L181 260H180V258H179L178 256H174V255H172V254H170V255H172L173 258L175 257L174 259H173L169 254H164L162 251H161L160 253H158V255L160 254L159 256H162V257H165V255L170 256L169 259L172 258V260H169V261H170L172 264H174V263H175V264H191L192 261L194 262V260H196V257H198V256H200L201 258L198 257V259H197L198 262H196V261H197V260H196V261L194 262V264H204L205 262H206L205 264H209V263L211 264V263H212L211 261L214 260V262H216L215 260H218V259H219L220 263H218V261H217V263H214V264H221V263H222V264H254V263H256V264H260V263H261V264H264V263H262V261H261V260L264 259V257H262V256L264 255V253H262V252H264V248H263V247H264V242H263V241H264V236H263L264 234L262 235L261 232H260V231H262V233L264 232V229H262V228H264V227H263V226H264V225H263V223H264V219H263V218H264V205H260V204H262V203H260V204L258 203V202H263V201H262V199L264 198L263 195H262V194L259 195V194H258L259 192L257 193L256 191H253V190H251V189L248 187V188L251 190V191H250V190L247 188V189L250 191V193H249V191H247V189H246V186H242V185H240L239 183L235 182V180H234L233 178H228V179H229V180L227 179L228 182L221 183V184L217 187L216 191H213V192H212V191L207 190V185H208V187L211 186L210 183H214V182H216L217 179L219 178L218 176H219V174L221 173V172H220V168H222L223 165L220 164L218 167L215 166L216 164L220 163V162L218 161L219 159L217 160V158H219V157L216 156V153H215V152H213L212 147H209V146H211V144H209L210 142H207L208 140H207L206 138L204 139V138H202V136H200V135L198 136L197 133H194V132L190 129V128L192 127V125H191L190 123H188V125H182L183 129H181V130L178 131V132H180L181 134H183V136L180 135V133H178V132H177V134H172L173 132L169 133V131H168V134H169V135H172V136H174V137L177 136L176 139L178 138V135H179V137H180L179 140H178L179 142H180V139H183L182 141H185L186 138L190 139V142L188 141V139L186 140V141H188L189 143H188V142H182V141L180 142V143H188L189 146H191L190 143H192V146L189 148V150L186 151L187 146H185L186 148L184 147L183 152H182V148H180V150H179V149H178V150H179L180 153L182 152L183 155H188V153H189V155H188L187 157L185 156V158L187 159V160H186V163H188V165H189V163L192 164V165H191L192 168L189 167L190 165L187 166V164L185 163V159H184V158L181 159V157H183V156L180 154L181 157H179L180 155L178 154L179 156H178V155H176V156H178L179 158L176 157V159H179V160L182 162V163L180 164V167H182V166L184 167L185 165H186V167H187V168H185V167H184V168H183V167H182V168H180V167L178 168L179 171L182 170L180 173H182L183 175L185 174L184 176L181 175V174H180V175H181V176H180L179 173H178L179 171L176 172L177 170H176V171H175V170L172 171V169H170L169 171H171V173L169 172V174H166V175L168 176V177H166V176L164 175V174L166 173V172L164 171L165 169H164V168H163V169H162V168H159V170L162 171V172H160L159 170H158V171H159V172H158L157 169L153 170V172H152V173H153V174H152V175H153V178L151 177V179L148 180V181H149V184H148V182H145V184H147V185H145L144 183H143L142 185H140V186H141L140 188L142 189V190H141V192H142L141 194L148 193L150 190H151V191H155V192L157 193V192L160 191V190L156 191L157 189H155V188H158L157 184H159V188H163V189H164V187H165V189L167 188V190H168V188L170 189V187H171V186H174V185H175V182H176V186H175V188H177V187L179 188V187H180V189L177 190V189H175L174 187H171V188H174L175 191H178L177 194L182 195V198H183V199H181V196H176L175 192H173V189H170V190H168V191L166 190L165 192L161 189L160 193H163L164 196L166 195V198H167V199H166V198L164 197L163 199H161V200H163V202L165 203V205H164V203H161L162 201L159 202V199L156 200L155 202H154L153 200H151V201L149 202V204H148V207L146 206V207H147V212H146L145 214H143V213L141 212V210H140V211H136V212H134V213L138 214V218H139V216H142L141 214H143L144 216H147V219H145L146 217L144 218V217L142 216L143 219H144V221H143V220H142V221H143L144 223H147V224H141V223L139 222V220L142 219L141 217H140L141 219L139 218V219L137 220V222L140 223V224H136L137 222H134V221H135V219H137V218H136L137 215L133 213L134 215H136V216H134V215H130L127 211L125 212L126 208H128V205H127L126 202H124V203H123V202H120L121 200L123 201V198H122V199H121V198H118V199H121V200H119L118 203H117L116 200H118V199H115L111 193L107 192L106 190H103V188L101 189L100 186H101L102 183H100V185H99V182H98L99 180H98V179H95V180L93 181V183H92L91 181H88L87 177L85 176V175H86V171H87V170H85V169L89 168V166H91V165H90V164L87 165V163L85 164L84 162H86L85 160H87V162L90 161V160L92 161L93 156H94V154H95V153H93V152H96L97 150H99V148L102 146L101 142L103 141V143H104V141L106 140V138H108V137L111 138V136H113V133H114V135H115L116 133L118 134L119 132H121L119 129L122 128V129H121L122 131L125 130V129L129 126V125H128L129 123H128V124H125V122H127V121H130V126H131V125L138 124L139 122L142 123V122L146 121V120H147V116L150 117V115H148V114H151L152 112L154 113V110H155V109H153V110H152V109H151V110L149 109L148 111H145L144 113H143V112L140 113V115H138V116H137V115H133L132 117L122 116V117H120V118H124V119H119V118H118V120L115 119L114 121H112L111 123H109V124H111V126L107 128V126H108L107 124H108V123L106 124V122H107V120H109L110 118L108 119L107 117H109V116H107V115L105 116V115L103 114V111H104V113H105V111H106L107 109L104 108V110H103V109H100V108H99L100 110H98L97 107H101L100 104H105V105H106V103H107L108 101H110V102L107 103V104H110V103H111V104H113V103H114V104H118V102H119V105H120V104H124V103H122V102H126V101H125V98H124L125 96H124L122 93H121L120 96H118V94H116V93H113V92L111 93V92H109V91H106L105 89L103 90V87H104V86H103V84H102L100 81H94V79H93L92 77H90L89 75L85 74V73H84L83 71H81L79 68L74 67L73 65L69 64V63L65 60V57H64L63 55H62V57H61L60 59H58V61H56V60L53 61V62H56V63L58 62V63H57V64L55 63V65L53 64V66H52V65H51V64H52V63H51L52 61L49 60V59H50V58H49V55L47 54V57H46V54H44ZM84 52H85V53H84ZM108 52H110V54H108ZM137 52H138V51H136V52L133 51V55H132V53H131V56H132V57L134 56V57H133L134 59H136V58L139 56L138 58H139V60H140V59H141V58H140V55H143V54H140L139 52H138V54H137ZM232 52H233V53H232ZM15 53H17V52H15ZM18 53H17V54H18ZM45 53H46V52H45ZM83 53H84V54H83ZM95 53H96L95 56H97V57L99 58L98 60H99L100 62L102 61V64L99 63V61L97 60V58H95V56H93ZM97 53H98V54H97ZM167 53H169V52L167 51ZM195 53H196V54H195ZM204 53H206L205 57H206L207 59H209L208 61L205 59V60H206L205 63L207 62V64L202 63V62L204 61V58H205V57H203V56H204V55H203ZM226 53L228 54L229 58H227L228 56L225 57V58H223L224 56L227 55ZM230 53H231L232 55H231ZM245 53H246L247 55H245ZM88 54H89V56H88ZM139 54H140V55H139ZM190 54H192V55H190ZM239 54H241V55H240L241 57L239 56ZM253 54H254V56H253ZM90 55H92V56H90ZM103 55H104V57H103ZM106 55H108V56H106ZM137 55H138V56H137ZM193 55H196V58H195ZM197 55H198V57H197ZM201 55H202V56H201ZM230 55H231L232 58H230ZM79 56H80V57H79ZM81 56H82V58H81ZM101 56H102V57H101ZM143 56H145V54H144ZM148 56H149V54H148ZM192 56L194 57L195 62H196V60L200 61V62H198V63L196 62L195 65H199V67H202V65H204V67L206 66L205 69H204L203 67H202V68H203L204 70H206V68L209 69V70H206V71L204 72V71L202 70V68H200V69L197 68V66L194 65V63H195V62H193L194 60H192V58H190V57H192ZM200 56H201V57H200ZM222 56H223V57H222ZM233 56H234V57H233ZM235 56H236V58L238 57L237 59H239L238 65L236 64V63H237L236 61H238V60L235 58ZM245 56L248 57V58L252 56V60H250L251 58H249V59L245 58ZM15 57H16V56H15ZM15 57H12V59H15ZM90 57H92V58H90ZM106 57H108V58L111 57V58H109V61H108V60L106 59ZM135 57H136V58H135ZM146 57H147V56H146ZM162 57H163L164 59H163ZM199 57H200V58H199ZM242 57H243V59H241ZM16 58H17V57H16ZM48 58H49V59H48ZM78 58H79V60H78ZM89 58H90V59H89ZM100 58H102V59L105 60L106 62L103 61V60H101ZM170 58H171V59H170ZM197 58H198V59H197ZM216 58H217V59H216ZM221 58H222V59H221ZM244 58L247 59V60H245ZM93 59H94L95 61H97L98 64L95 63V61H93ZM127 59H129V58H127ZM165 59H167V60H165ZM175 59H176V60H175ZM189 59L193 62V64H192L191 61H189ZM202 59H203V61H202ZM231 59H235V60H231ZM83 60H84V62L86 61L85 63L87 64L88 67L85 65V63H83ZM137 60H138V59H136V61H137ZM139 60H138V63H139V62H144V61H145V60H144V61H141V60L139 61ZM168 60H172L174 63H173L172 61H170V62L168 63ZM253 60H254V63H252ZM9 61H11V60H9ZM13 61H14V60H13ZM20 61H21V60H20ZM133 61H134V60H133ZM136 61H134V62H136ZM163 61H165V62L163 63ZM201 61H202V62H201ZM223 61H227V62L230 63V66H231V67L229 66V68H230L229 71H231L232 68L234 69V67H238V68H236V69L238 70L239 67H240L239 70H240V71L243 70L242 73L239 72V70H238L237 72H239V73L236 75V74H235L236 71L233 72V69H232V72H233V73H232V72H228V70H226V72H227L226 74H227V75H226V74H225V75H222L223 72H221V71H224V72H225V68L223 67V64H225V63H224ZM232 61H233V62H232ZM242 61H243V62H242ZM2 62H3V61H2ZM2 62L0 61V76H2V79H3V78L5 79V77H6V80H8V79L12 80V79L16 76L15 74H14V76H13V72L10 71V70H8L9 68H11V66H9V65L12 64V61L10 62V64H9V62H7V61H6V63H5V62L2 63ZM18 62H19V61H18ZM104 62H105L106 64H105ZM107 62H108V63H107ZM110 62H113L112 59H111ZM189 62H191V63L189 64ZM50 63H51V64H50ZM166 63H167L168 65L171 63V64H172L173 66H175V67L171 66V64L168 66ZM199 63H200V64H199ZM218 63H219V64H218ZM231 63H233L234 66H233ZM234 63H235L236 65H235ZM239 63H240L241 66L239 65ZM3 64H5V65H3ZM59 64H62L63 67H65V65H66L67 67H65V68L62 67V69H61V68H59ZM64 64H65V65H64ZM89 64L91 65V67H90ZM92 64H93V66H92ZM100 64H101V65H100ZM209 64H210V67H208ZM215 64H216L218 67H215V66H216ZM221 64H222V65H221ZM242 64H243V65H242ZM49 65H47V68H48V69H50V68H49ZM57 65H58V66H57ZM94 65H96V66H94ZM102 65H103V66H102ZM110 65H111L112 67L109 68V69H110L112 72H111V71L108 72V66L110 67ZM157 65H159V66L157 67ZM188 65H189V66H188ZM190 65H192V66H190ZM212 65H215V66L212 67ZM1 66H2V67H1ZM4 66H6V67L4 68ZM42 66H39V67L42 68ZM121 66H122L124 69H122ZM163 66H165V67L167 66V67H166L167 69H163V70H162V67H163ZM181 66H182V67H181ZM221 66H222L223 70H222V68H219V67H221ZM242 66H243V67H242ZM7 67H8V68H7ZM86 67H87V68H86ZM138 67H139V66H138ZM165 67H164V68H165ZM188 67H189V68H188ZM190 67H193V68H190ZM194 67H195V68H194ZM241 67H242V68H241ZM75 68H76V69H75ZM103 68H104V70H103ZM120 68L122 69V74H124V73H123V72H124L123 70H125V72H127L128 75H127V74L123 75V76H125V77L127 76L126 79H125L123 76H121L122 74L119 72ZM134 68H133V71L131 70L132 73L135 71ZM153 68H154L155 70H154ZM214 68H215V70H216L214 74H218L217 72H220V73L217 75V77H216V75H215V76L212 75L213 72H214ZM217 68L221 69V71H220L219 69L217 70ZM6 69H7V71H6ZM63 69H64V71H65V69H66V70L69 69V71H68V72L66 71V74H65V72H63L64 74H62L61 72L63 71ZM90 69H91V70H90ZM105 69H106V70H105ZM139 69H140V70H139ZM197 69H198V71H197ZM226 69H227V68H226ZM236 69H235V70H236ZM241 69H242V70H241ZM1 70H5L6 72H5V71H2V72H1ZM42 70H43V71H42ZM57 70H58V71H57ZM145 70H146V72H145ZM182 70H183V71H182ZM190 70H192V71H190ZM193 70H196L197 72L195 73V71H193ZM210 70H213V71H212V74L210 73V74L208 75L207 72L210 71ZM40 71H42V72H41V75H40ZM101 71H102V72H101ZM116 71H117V72H116ZM120 71H121V70H120ZM136 71H135V72H136ZM173 71H177V70L173 69ZM180 71H181V72H180ZM184 71H185V72H184ZM11 72H12V73H11ZM55 72L58 73V75H57ZM115 72H116V73H115ZM118 72H119L120 75L117 74ZM135 72H134V73H135ZM157 72H159V71H157ZM161 72H159V73H161ZM163 72L165 73V71H163ZM163 72H162V73H163ZM177 72H178V71H177ZM177 72H176V74H177ZM203 72H204V73H203ZM210 72H211V71H210ZM237 72H236V73H237ZM67 73H68V74H67ZM132 73H131V75L129 76V79H128L129 81H127V82H131V81H132L133 84H138V83H139V82H137L138 80L136 81L137 78H136L135 76H134V77H135L136 79H134V77L132 78V75L134 74V73H133V74H132ZM170 73H171L174 77H173ZM197 73H200V74L198 75L199 77L196 76ZM201 73H202V74H201ZM205 73H206V74H205ZM208 73H209V72H208ZM228 73H230L231 76H233V77H231L230 74H229V76H230L229 79H231V81H232V78H233V80L236 81V82L234 81L235 84H236V85H239V86H236V85L234 84V82L232 83L231 81L228 80V78H226V77H229V76H228ZM1 74H2V75H1ZM4 74H5V75H4ZM10 74H11V75H10ZM19 74H20V73H19ZM69 74H70V75H69ZM144 74H146V75L143 76ZM156 74H157V75H156ZM156 74H155V76H158V75H159L158 73H156ZM203 74H205V75H203ZM9 75H10V76H9ZM48 75H50L49 77H51V74H49V72H48ZM101 75H102V76H101ZM105 75H107V76H105ZM134 75H135V74H134ZM141 75H142V76H141ZM206 75H208V76L206 77ZM211 75H212V76H211ZM239 75H238V76H239ZM7 76H9V77H7ZM12 76H13V77H12ZM39 76H40V77H39ZM111 76H112V77H111ZM116 76H117V77H116ZM152 76H154V75L152 74ZM159 76H160V75H159ZM162 76H163V74H162ZM184 76H187V75H184ZM193 76H194V77H193ZM218 76H219L220 78H218ZM222 76H226V77H222ZM11 77H12V78H11ZM69 77H70V78H69ZM103 77H104V78H103ZM141 77H143V78H141ZM177 77H179V78H177ZM190 77H191V78H190ZM195 77H196V78H195ZM213 77H216L215 80L217 79V80H219L220 82L217 81V83H215V82L212 80V79H214ZM68 78H69V80H68ZM71 78H72V79H71ZM210 78H212V79H210ZM225 78H226L227 80H226ZM234 78H235V79H234ZM251 78H249V79H248V78H245L244 80H246V79H247V81H248V80H252ZM0 79H1V77H0ZM36 79H37V78H36ZM203 79H205V80H203ZM222 79H223V80L225 79V80H224L225 82L222 81ZM10 80H9V81H10ZM70 80H71V81H70ZM83 80H84L85 82H83ZM86 80H87V81H86ZM112 80H110V81H112ZM180 80H181V81H180ZM183 80H184V81L186 80V81L184 82ZM189 80H190V81H189ZM192 80H194V81L192 82ZM88 81H89V82H88ZM108 81H109V80H108ZM179 81H180L181 83H180ZM188 81H189V82H188ZM53 82H52V83H53ZM56 82H57L59 85L56 84ZM206 82H207V81H206ZM223 82H224V83H223ZM46 83H48V85H47ZM54 83H53V84H54ZM64 83H65V82H64ZM141 83H142V82H141ZM141 83H139V84H141ZM193 83H194V84H193ZM226 83H228V85H227ZM60 84H62V86H61ZM83 84H84V85H83ZM95 84H96V85H95ZM139 84H138V85H139ZM232 84H234V85H232ZM248 84H249V82H248ZM77 85H78V86H77ZM195 85H196V86H195ZM229 85H230V87H231L233 90H232V89L230 90ZM231 85H232V86H235V87H232ZM58 86H59V87H58ZM75 86H76V87H75ZM97 86H98V87H97ZM184 86H185V87H184ZM194 86H195L196 88H194ZM220 86H221V87H220ZM246 86H247V87H246ZM61 87L65 88V89H63V88H61ZM66 87H67V88H66ZM72 87H73V88H72ZM84 87H85V88H84ZM89 87H90V88H89ZM101 87H102V88H101ZM191 87H192V88H191ZM227 87H228V88H227ZM54 88H55V89H54ZM56 88L59 89V90H57ZM68 88H69V89H68ZM189 88H190V89H189ZM193 88H194V90H193ZM234 88H235V89H234ZM236 88H237V89H236ZM241 88H242V89L244 88V89L242 90ZM80 89H82L81 92H83V93H84V91H85L84 94H86V96L89 95L88 99H90V100L87 99L88 102H89L87 105H89V107L92 105L91 108H94V107L97 108V109H96V108L93 109L95 114H96L97 111H98V112L101 111V113L103 114V115H102L103 118L101 117L100 112H99V113L97 112L98 114H96V115H94V116H93V113H90V114H89V109H91V108H88L86 104H84V105H86V107H85L84 105H82L83 107H80V106H81L80 102H79L78 100H76L77 97L73 95V93L76 95V92H77V96H78L79 93L81 94V92H79ZM83 89H84V90H83ZM182 89H183V90H182ZM185 89H186V90H185ZM227 89H229V90L227 91ZM246 89H247V90L250 89V90H249V91H246ZM2 90H5V91L2 92ZM8 90H10V91H8ZM16 90H17V91H16ZM56 90H57V91H56ZM65 90H66V91H65ZM67 90H68L69 92H70V91H71V92L69 93ZM91 90H92V91L94 90L95 93H96L97 95H98V93H99V95L101 94V96L104 95V97H105V95H106L107 93H108V95H109V93H110V95H111V96L113 95V97H111V100H110V98H107V96H108V95H107V96L105 97V99L107 98L108 101L106 100V101H107V102H106L105 99H104V103H102L104 97H101L100 100H99L98 98H99L100 96L98 97V96L96 95L98 98L96 99V98L94 97V99H95V101H96V100L98 101V105H97V104H96L97 101L95 102V101L93 100V98H92V97L95 95V93H94V91L92 92ZM244 90H245L246 92H245ZM13 91H14V92H13ZM52 91H50V92H52ZM59 91H62V92L64 91V92H63L64 94L61 92L62 95L60 96ZM72 91H73V92H72ZM75 91H76V92H75ZM86 91H87L88 93H90V94L93 93V95L88 94ZM104 91H106V92H104ZM182 91H183V92H182ZM184 91H185V92H184ZM186 91H188V92H186ZM27 92H28V93H27ZM65 92H66V94H65ZM67 92H68V94H67ZM180 92H181V94H180ZM244 92H245L246 94H245ZM249 92H250V93H249ZM83 93H82V97H86ZM31 94H33V95H31ZM43 94H44V97H43ZM45 94H46V95H45ZM70 94H71V95H70ZM114 94H115V95H114ZM26 95H27V96H26ZM69 95H70V96H69ZM72 95H73V97H75L76 99H75V98H71ZM189 95H190V96H189ZM238 95H239L240 97H239ZM251 95H252V97H251ZM48 96L51 97V99L55 98V99H53V101H54V102H53V105H52V102L49 104L48 101H52V100H51ZM66 96H67L68 98H66L65 100L69 101L70 99H72V103L70 102L71 104H73V102H74V105L71 106V107L74 108V109L72 110L71 107L69 108V105H68V103H67L66 105L68 106L69 109H68L67 111H64L65 114H64V112H63L64 115H62V113H58V114L55 113V111H59V108L62 107V105L64 104V103L62 104V102H64L63 100H64V97H66ZM90 96H91V98H90ZM114 96H115V97H114ZM177 96H178V97H177ZM188 96H189V97H188ZM242 96H243V97H244V96H245V97L248 96V97H250L251 99H250V98L248 99L247 97H246V98L244 97V98H243V101H241V100H242ZM57 97H58V100H60V102H61V103H58V105H57V102H56V101H57V100H56ZM59 97H61V99H62V97H63V100H61ZM108 97H110V96H108ZM116 97H117V98H116ZM118 97H120L121 100H118V101H117ZM122 97H123L124 99H123ZM175 97H176V98H175ZM184 97H186V98H184ZM192 97H191V98H192ZM30 98H31V99H30ZM48 98H49V99H48ZM69 98H70V99H69ZM112 98H114V99L116 98V99H115L116 102H113V101H115V100L112 99ZM167 98H168V100H167ZM171 98H174V99H171ZM180 98H182L183 100H180ZM238 98H240V99H238ZM68 99H69V100H68ZM91 99H92L93 101H91ZM101 99H102V100H101ZM42 100H43V101L46 100V103L43 102ZM73 100H76V101H73ZM112 100H113V101H112ZM122 100H123V101H122ZM126 100H127V98H126ZM162 100H163V101H162ZM244 100H245V101H244ZM248 100H249V101H248ZM70 101H71V100H70ZM77 101H78V102H77ZM101 101H102V102H101ZM111 101H112L113 103H112ZM120 101H121V103H120ZM167 101H168V102H167ZM39 102H40V103L42 102V103L40 104ZM55 102H56V105H55ZM58 102H59V101H58ZM92 102H95V103H92ZM100 102H101V103H100ZM162 102H163V103H162ZM244 102H245V104H243ZM44 103H45V104H49V107H50V108L44 107ZM78 103H79L80 105H77ZM99 103H100V104H99ZM176 103H177V102H176ZM38 104H39V105H38ZM59 104H61L60 107H59ZM93 104H94V106H93ZM95 104H96V105H95ZM111 104H110V105H111ZM159 104H160V105H159ZM242 104H243V106H242ZM41 105H42V106H41ZM50 105H51V106H50ZM75 105H77V108H76ZM245 105H246V106H245ZM52 106H53V107H52ZM54 106H56L58 109H57L56 107H54ZM222 106H223V103H222ZM237 106H238V107H237ZM40 107H41V108H40ZM51 107H52V108H51ZM79 107H80V109H79ZM84 107H85L86 109H88V111H87V110L85 111V110H84ZM39 108H40V109H39ZM43 108H45L46 110H45V109L43 110ZM81 108H82V109H81ZM241 108H242V109H241ZM38 109H39V111H38ZM49 109H50V110L52 109V111L54 110V111H53L54 113L51 112ZM60 109H61V108H60ZM11 110H12V109H11ZM40 110H42L43 112L40 111ZM74 110H76V111L79 110V111L76 112V111H74ZM80 110H81L82 112H80ZM102 110H103V111H102ZM242 110H243V111H242ZM83 111H85V114H86V115L83 114V113H84ZM95 111H96V112H95ZM149 111H150V112H149ZM33 112H35V113H33ZM39 112H40V113H39ZM71 112H72V113H71ZM75 112H76V113H79L78 115H76V117H75V114H76ZM91 112H92V110H91ZM146 112H147V113H146ZM241 112H242V113H241ZM29 113H28V114H29ZM32 113H33V114H32ZM73 113H74V115H73ZM80 113H81V115H80ZM87 113H88V114H87ZM153 113H152V114H153ZM52 114H53V115H52ZM55 114H56V115H55ZM60 114H61V117L63 116L62 119H60ZM71 114H72L73 116H72ZM117 114L119 115V113H117ZM174 114H175V113H174ZM180 114H182V113H176L175 115L178 116V118H177L175 115H173V118L175 117L177 120L179 119L178 121L181 120L180 122H183L182 120H184V122H185V121H187V122H196V121H200V122H201V120H199V119L195 116V113H194V115H192V114H185L186 117L183 116V114H182V116H181ZM57 115H58V116H57ZM118 115H117V116H118ZM123 115H125V114H123ZM127 115H128V114H127ZM38 116H37V117H38ZM77 116H78V117H77ZM104 116H105V117H104ZM129 116H130V115H129ZM145 116H146V118H145ZM42 117H43V116H42ZM42 117H41V118H42ZM89 117H87V118H89ZM182 117H183V119H181ZM187 117L191 118L192 121H191V119L188 120L189 118H188V119H184V118H187ZM243 117H244V116H243ZM41 118H40V119H41ZM56 118H57V119H56ZM99 118H101V119H99ZM104 118H105V119H104ZM175 118H174V119H175ZM196 118H197V119H196ZM55 119H56V120H55ZM58 119H59V122H61V121H62V122H61V123H58ZM96 119H97V118H95L94 120H96ZM41 120L43 121V120H45V119L42 118ZM101 120L104 121V122H102ZM105 120H106V122H105ZM136 120H137V121H136ZM140 120H144V121H140ZM134 121H135L136 123H133ZM138 121H139V122H138ZM8 122H9V121H8ZM8 122H2V124L0 123V130H1V131H0V136L3 135V134L5 135V136H4V135L1 136V138H2V137H3V138H8L6 135H9V134L14 135V136H13L14 138H17V137H19V136H25V135H26L25 133H26L27 130L29 129V127H28L27 124H29V126L31 127V124L27 122V124H26V126H25V129L27 128L26 130L24 129V131H21L20 133H19V132L17 133L16 131L11 132V130H15V126L12 125L11 123H8ZM51 122H52V123H51ZM101 122H102V123H101ZM200 122H199V123H200ZM238 122H239V123H238ZM54 123H56V124H54ZM57 123H58V127H57ZM233 123H234V126L232 125ZM236 123H237V124H236ZM251 123H252V122H251ZM7 124H8V125H7ZM60 124H61V126H59ZM112 124H113L114 126H113ZM115 124H116V125H115ZM117 124H118V125H117ZM200 124H201V123H200ZM5 125H6V126H5ZM11 125H12V126H11ZM50 125H49V127L51 128ZM55 126H56V127H55ZM101 126H102V127H101ZM118 126H122V127L119 128ZM185 126H186V129L188 128L187 131L190 132V133H187V132L185 131V130H186V129H185ZM3 127H4V128H3ZM59 127H61V130H60ZM117 127H118V128H117ZM22 129H23V128H22ZM47 129H48V126H47ZM189 129H190V130H189ZM9 130H10V133H9ZM111 130H112V132H110ZM45 131H47V133H46V132H45V133H44V132L41 133V132H39V131H37V132H38V135H40V136H39V140L41 139L40 142L43 143V144H45V145H47V144H48V140H47L48 136H49V138H50L51 135H52V136H55L54 134H57V133H55L56 130H55V132H54V129H52V131H50L51 133H54V134H51L50 132L48 133V130H46V129H45ZM182 131H183V133H182ZM184 131H185V132H184ZM107 132H108V133H107ZM251 132H252V131H251ZM5 133H6V134H5ZM161 133H162V135H161L160 133H158V134H160V135L155 134L156 136L154 135V137L152 138V140H150V143H151V141H154V143H155V144H154V143H151L152 145H153V144L155 145L154 148H153L154 151H155V147L158 146L159 144H162V145H163L164 143L166 144L167 141L164 142V141H163V138H164V140H166V139H167V140L171 139L169 136H167L168 134L166 135V132H165V134H163L164 132H161ZM184 133H186V134H184ZM23 134H24V135H23ZM48 134H49V135H48ZM58 134H57V135H58ZM108 134H109V136H108ZM111 134H112V135H111ZM103 135H105V136L103 137ZM157 135H158L159 137H158ZM163 135H164V136L166 135V136L164 137ZM190 135L192 136V138H191ZM172 136H171V137H172ZM235 136H236V135H233V136H231V137L234 138ZM40 137H41V138H40ZM160 137H162V138H160ZM166 137H167V138H166ZM174 137H173V138H174ZM198 137H199V138H198ZM25 138H26V137H25ZM95 138H96V139L99 138V139L96 140ZM154 138H155V139H154ZM156 138H159L158 141H155ZM173 138H172V140H173ZM184 138H185V140H184ZM195 138H198V140L201 138L200 141H201L202 143L205 141V142L203 143V145H204V146L207 145V146H205V147H206V149L208 148L209 150H208V149L206 150L204 146H203L204 148H203V147L201 148L200 145H199L200 147L198 146V147H199V148H198V147L196 146V143L193 142V141H196V142L198 141V140L195 139ZM54 139H55V138H54ZM91 139H92V140H91ZM100 139H101V140H100ZM160 139H161V140H160ZM176 139L174 138V140H176ZM191 139H194V140L192 141ZM202 140H203V141H202ZM206 140H207V141H206ZM27 141L30 142V141H32V140H30L29 138H27ZM43 141H44V142H43ZM160 141H161V143H160ZM176 141H177V140H176ZM178 141H177V142H178ZM191 141H192V142H191ZM32 142H33V141H32ZM95 142H96V143H95ZM99 142H100V144H99ZM158 142H159V143H158ZM179 142H178V143H179ZM157 143H158V144H157ZM199 143H200V142H199ZM202 143H201V144H202ZM205 143H206V144H205ZM245 143L248 144V140L245 139ZM14 144H15V143L12 142L11 145H14ZM97 144H98V145H97ZM193 144H194V145H193ZM197 144H198V142H197ZM88 145H89V146H88ZM100 145H101V146H100ZM162 145H161V146H162ZM17 146H18V145H14L15 148H16ZM47 146H48V145H47ZM47 146H44V145H43V148L45 147V149H47V148H46ZM80 146H81V147H80ZM94 146H95V147H94ZM189 146H188V147H189ZM18 147H19V146H18ZM90 147H91L92 149H91ZM150 147L152 148L151 145H150ZM193 147H194V148H197V149L199 150V151H198V150H197V151L200 152V153H198V152L194 153V152L196 151V149H194ZM3 148H4V147H3V145H2V146L0 147V149L2 150V151L0 150V151H1V152H0V158H3L4 160L7 161V158H8V155H9L10 151H11V148H10V151L8 150L9 148H6V151L8 150V152H9L8 154H7L6 151H4L5 148H4V150H3ZM83 148H84V149H83ZM94 148H96V149H94ZM97 148H98V149H97ZM157 148L160 149L161 147L158 146ZM200 148H201L203 151H202ZM71 149L74 150L75 152L72 151ZM81 149H82V151H84V153H82ZM93 149H94V150H93ZM159 149H156V150H159ZM190 149H191V150H190ZM31 150H34V148L31 147ZM205 150H206V151H205ZM92 151H93V152H92ZM207 151H208V152H207ZM72 152H73V154L71 155ZM79 152H80V153H79ZM156 152H158V151H156ZM186 152H187V153H186ZM204 152H205V153H204ZM206 152H207V153H206ZM2 153H3V154H2ZM4 153H5V154H4ZM11 153H12L11 157H12L13 155H16V154L13 153V152H11ZM75 153H77V154L79 153L80 155L78 154V156H77ZM91 153H92V154H91ZM184 153H185V154H184ZM197 153H198L199 156L197 155ZM6 154H7V157L5 156ZM82 154H85V155H82ZM167 154H168V153H167ZM206 154H207V155H206ZM1 155H2V156H1ZM74 155H76V156H74ZM195 155H196V156H195ZM3 156L6 157V159H5ZM59 156H60V157H59ZM88 156H91V157H88ZM189 156L192 157V158H190ZM14 157H16V156H14ZM64 157H65V158H64ZM72 157H73V158H72ZM74 157H76V158H74ZM85 157H86V158H85ZM199 157H200V158H199ZM216 157H217V158H216ZM66 158H67V159H66ZM78 158H82V160L84 159V160H83L84 162H83L81 159H79V160H81V161L77 160ZM91 158H92V159H91ZM188 158H190V159H195L196 161H195V160H190V159H188ZM176 159H174V160L176 161ZM202 159H203V161H202ZM68 160H69V161H68ZM198 160H199V161L201 160L202 162H201V161L199 162ZM43 161H44V162H43ZM65 161H67V162L65 163ZM70 161H71L72 163H69ZM177 161H178V160H177ZM192 161H194V162H192ZM210 161H211V163H210ZM74 162H75V164H77V165H75ZM77 162H78V163H77ZM81 162H83V164H84L83 167H84L85 169H84V168L82 169V167H81L82 163H81ZM183 162H184L185 164H184ZM196 162H197V163H196ZM198 162H199V163H198ZM241 162H242V163H241ZM42 163H43V164H42ZM80 163H81V164H80ZM88 163H89V162H88ZM212 163H213L214 165H211ZM168 164H169L171 167L173 166V165H171L172 163H168ZM173 164H174V163H173ZM182 164H184V165H182ZM63 165H64V166H63ZM79 165H80V166H79ZM85 165H86V166H85ZM193 165L196 166V167H195L196 170H193V169H194V168H193V167H194ZM205 165H206L207 167H206ZM247 165H248V163H247V162L244 163V160H242V161H240V163L238 164V167H239V169H241L242 171H245V170L247 169ZM61 166H63L62 169L65 167L62 171H61ZM66 166H69L70 170H73L72 172H74V171L77 172V171L80 170V169L83 171V172H82V171L80 170V172H79V173H82V175L79 174V173H78V174L80 175V178H82V180H81L82 185H81V186L87 188L88 186L90 187V184H91V187H90V188H89V187L87 188L88 193H87V191H86L85 188H84L85 190L82 189L83 187H82L81 189H78L77 193L75 192L76 190L74 189V192H75V193L73 192L74 195H72V191H69V190L65 191L67 194H66L65 192H64V193H63V192H62V193H61V192L56 193L57 186L59 185V186H58V189H59L60 185H63V184H64V180H65L66 183H68V182H67V181H68V177H67V178L65 177L64 180H62L61 183L59 182L58 179L56 180V176H57L58 173H59V174H62V172H63L62 175H66V174L68 173V171H66V168H67ZM70 166H71L72 168L75 167V169H78V170L72 169ZM76 166H77L78 168H77ZM178 166H179V165H178ZM202 166H203V167H202ZM209 166H213V167H209ZM51 167H52V168H51ZM161 167H162V166H161ZM164 167H166V166H164ZM216 167L219 169V173L217 172L218 170H217ZM57 168H59L60 170H58ZM79 168H80V169H79ZM166 168H167V167H166ZM211 168H212V169H211ZM48 169H49V170H48ZM52 169H53V170H52ZM161 169H162V170H161ZM183 169H186V171L183 170ZM189 169H190V170H189ZM208 169H209V170H208ZM215 169H216L217 171H216ZM222 169H223V168H222ZM51 170H52V171H51ZM64 170H65L66 172H65ZM197 170H201V172H199V171H197ZM47 171H49V172H47ZM50 171H51V172H50ZM55 171H58V173L55 172ZM154 171H155V173L157 172L155 175H154ZM187 171H188V176H189L190 173H191V175H194V174H195L194 171H196V174H195L194 176H191V175H190V177H188V178H189V179H188V178L185 177V176L187 175ZM190 171H191V172H190ZM192 171H193V172H192ZM213 171L216 173V175H217L218 178H217L215 175H213V174H215V173H213ZM221 171H223V170H221ZM60 172H61V173H60ZM172 172H173V173L175 172V173H178V174H173ZM198 172H199V173H198ZM206 172H208V173H206ZM43 173H44V176H43ZM48 173H50V174L55 173L56 175L53 176V174L50 175V174H48ZM83 173H84V175H83ZM160 173L163 174V175H160ZM192 173H193V174H192ZM197 173H198V175H197ZM205 173H206L207 175H210L209 173H211L213 178H212V177H209V176H205V175H206ZM217 173H218V174H217ZM222 173L225 174L224 172H222ZM39 174H40V175L42 174L41 177H43V179L40 177ZM45 174H48V175H45ZM157 174H159L160 176H158ZM200 174H201V175H200ZM203 174H205V175H203ZM223 174H222L221 176H223ZM2 175L4 176V174H2ZM10 175H11V176H10ZM79 175H76V178L79 177ZM170 175H172L174 178L170 177ZM199 175H200V177L198 178ZM225 175H226V174H225ZM3 176H0V178L3 177ZM14 176H15V179H16V180H17L18 177H19V179H21V180L24 181V182L21 181L22 184L20 183V184H19L20 186L17 185L18 188H15V189L12 188V187H17L15 184H17L16 182L19 181V179L16 181V180L14 179ZM81 176H84L85 178H83V177H81ZM103 176H104V175H103ZM103 176H102V177H103ZM154 176H158V177H154ZM176 176H177V177H176ZM210 176H211V175H210ZM214 176H215V177H214ZM20 177H21V178H20ZM71 177H73V176L71 175ZM109 177H111L110 179H112L113 175H111V174L108 175V174H107V175H105L103 178H104V179H105V178H108V180H109ZM121 177H122V176H120V178H119V176H118V177H117V176L114 177V178H115V182H117V183H115V184H118V183H120L121 181H123V177H122V179H121ZM160 177H161V178H160ZM162 177H163V178H162ZM165 177H166L167 179H166ZM169 177H170V179H169L170 182L168 181V178H169ZM184 177H185V178H184ZM193 177H194V178H193ZM195 177H197V179H196ZM24 178H27V179L25 180ZM118 178H119V179H118ZM175 178H176V179H175ZM200 178H201V179H200ZM211 178H212V179H211ZM117 179H118L119 181H116ZM152 179H153V180H152ZM156 179H157V180H156ZM158 179H159V180H158ZM162 179H164V180H162ZM177 179H178V180H177ZM184 179H188V180H184ZM191 179H192V180H191ZM194 179H196L197 181L194 180ZM198 179H200V180L202 181V183H201V181L198 180ZM202 179H203V180H202ZM204 179H205L206 181H204ZM208 179H209V180L211 179V180H210L211 182H210ZM214 179H215V180H214ZM5 180H6V181H5ZM47 180H48V179H47ZM83 180H85L87 183H86L85 181H83ZM125 180H126V179H124V182L127 184L128 181H125ZM150 180H151V181H150ZM165 180L167 181V183H165V182H166ZM175 180H177L178 182L175 181ZM181 180H182V181H181ZM9 181H11V182L9 183ZM12 181H13V182H12ZM15 181H16V182H15ZM39 181H40V185H39V188H38L37 191H36L37 193H36V192L34 193V195H36V196H35L36 198H35V197H33L34 195H33V193H32L31 188H33V185H34V184L39 183ZM55 181H56V182H55ZM173 181H175V182H173ZM186 181H187V182H186ZM199 181H200V182H199ZM203 181H204V182H203ZM208 181H209V183H208ZM5 182H6L7 185L4 184ZM124 182H123V183H124ZM129 182H130V181H129ZM129 182H128V183H129ZM152 182H153V183H154V182L157 183V184L154 183L156 186H155ZM162 182H163V183H162ZM171 182H172V183H171ZM12 183H13V184H12ZM41 183H42V185H41ZM66 183H65V184H66ZM121 183H122V182H121ZM125 183H124V184H125ZM160 183H161V184H160ZM192 183H193V184H192ZM203 183H205V184H203ZM206 183H207V185H206ZM30 184H31V185H30ZM65 184H64L63 186H61L59 190H61V188L63 189V187L65 186ZM83 184H86V185H88V186L86 187V185L84 186ZM94 184H97V185H99V186L94 185ZM167 184H168V185H167ZM194 184H195V185H194ZM200 184H201V185H200ZM10 185H12V186H10ZM28 185H29V186H28ZM143 185H145L144 188H143ZM161 185H162V186H161ZM169 185H171V186H169ZM177 185H179V186H177ZM224 185H225V186H224ZM1 186H2V185H1ZM7 186H8V187H7ZM40 186H41V187H40ZM95 186H97L98 188L100 187V188L98 189V188L95 187ZM151 186L154 187V188H150V189H149V187H151ZM168 186H169V187H168ZM222 186H223V187H222ZM227 186H229V187H227ZM238 186H239V187H238ZM240 186H241V187H240ZM4 187H5V188H4ZM27 187H28V188L30 187V188H29L30 190H29ZM145 187H146V189H149V190H146ZM204 187H205L206 189H205ZM219 187H220V188H219ZM233 187H234V188H233ZM243 187H245V188H243ZM2 188H3V189H2ZM40 188H41V189H40ZM91 188H92V191H93V189H96V190H95L94 192H91V190H90ZM140 188H139V186H138L137 190H138V189L140 190ZM159 188H158V189H159ZM181 188H183V189H181ZM235 188H236V189H235ZM11 189H12L13 191H12ZM153 189H154V190H153ZM220 189H221V190H220ZM225 189H226V191H225ZM234 189H235V190H234ZM244 189H245V191H247V192L244 191L246 194L243 192ZM9 190H10V191H9ZM89 190H90V191H89ZM144 190H145V191H144ZM223 190H224V191H223ZM231 190H234L235 193L238 192V194L240 195V197H241L243 194H244L245 196H247V195L249 194L250 197L252 198V200L254 199V201H252L251 199H249L248 196H247V198H245L244 196H242L241 199H243L244 202H245L246 204H247V202H248L249 206L251 205L252 207L247 206V207H248V208H247V207L245 206L246 204H244V202H242V200H240L239 196L237 197L238 194L236 195L235 193H232ZM236 190H237V191H236ZM238 190H239V191L241 190V191L239 192ZM81 191H82V192L85 191V193H82ZM105 191H106V192H105ZM143 191H144V193H143ZM169 191H171V192H170L171 194H169V193L166 194V192H169ZM180 191L184 194V196H183V194H180V193H181ZM217 191H221L220 193H221L222 195L219 194V192H217ZM252 191H253V192H252ZM78 192H79V193H78ZM89 192H91L92 195L89 194ZM100 192H101V193H100ZM104 192H105V193H104ZM118 192H120V191H118ZM122 192H123V191H122ZM179 192H180V193H179ZM202 192H204V193H202ZM223 192H225L224 196H223ZM228 192H229L230 194H226V193H228ZM255 192H256V193H255ZM55 193H56V194H55ZM86 193H87L88 195H87ZM96 193H95V194H96ZM120 193H121V192H120ZM173 193H174V195L176 196V200H174V201H176V202H175L174 205H173L174 202L172 201V199L169 198L170 196L173 197ZM216 193H217V195H216ZM231 193H232L233 196L231 195ZM240 193H241L242 195H241ZM251 193H252V194H251ZM18 194H19V195H18ZM20 194H21V195H20ZM44 194H45V195H44ZM65 194H66V195H65ZM76 194H78V195H76ZM79 194H81L82 196L80 197ZM84 194H85V198L88 196L89 199H88V198L85 199V198L83 197ZM141 194L138 195L139 198H140V196H142ZM205 194H206V196H205ZM253 194L259 195V197H257V196L255 197V195H253ZM15 195H16V196H15ZM17 195H18L19 197H18ZM75 195H76V196H75ZM86 195H87V196H86ZM89 195H90V196H89ZM97 195H95V196L97 197ZM111 195H112V196H111ZM208 195H209V196H208ZM225 195H226V196H225ZM229 195H230V196H229ZM234 195H235V198H234ZM251 195H252V196H251ZM44 196H45V197H44ZM59 196H60V197H59ZM71 196H72V197H71ZM73 196H75V197H73ZM108 196H110V198H108ZM185 196H186V197H185ZM194 196H195V197H194ZM213 196H214V197H213ZM227 196L230 197V198H228ZM11 197H12V198H11ZM52 197H51V198H52ZM67 197H68V198H67ZM100 197H101L102 199H100ZM177 197H178V199H177ZM204 197H205V198H204ZM222 197H224V198H222ZM260 197H261L262 199H260ZM10 198H11V199H10ZM15 198H16V199H15ZM107 198H108V199H107ZM186 198H187V200H186ZM201 198H204V199H201ZM209 198H210L211 200H210ZM233 198H234V200H232ZM63 199H64V200H63ZM68 199H69V200H68ZM87 199H88L89 202L87 201ZM113 199H114L116 202L112 201ZM136 199H138V198H136ZM169 199H171V200H169ZM174 199H175V198H174ZM188 199H189L190 202L193 201V200H195V201L191 202L193 205H194V204H195V205L193 206L191 203L189 204V203H188V202H189ZM197 199H200V200L197 201ZM226 199H227V200H226ZM236 199H239V202H240V203H238ZM255 199H256V201H255ZM259 199H260V201L257 202V200H259ZM81 200L79 201V203L81 202ZM110 200H111V202H110ZM206 200H207L208 203L206 202ZM212 200H213V201H212ZM219 200H220L221 202H220ZM230 200H232V201H230ZM246 200H247V202H246ZM250 200H251V201H250ZM5 201H6V202H5ZM8 201H9V202H8ZM17 201H18V202H17ZM171 201H172V202H171ZM179 201H180L181 203H180ZM215 201H216V202H215ZM233 201H235V202H233ZM7 202H8V203H7ZM13 202H14V205H12ZM104 202H105V203H104ZM119 202H120L122 205H121ZM153 202H154V204H153ZM156 202H157V203H156ZM158 202L161 203V205L163 204L162 207H163L164 210H166V211H165L166 213L163 212V211H160V209L162 210V207H161L160 204H159L160 206L157 205ZM185 202H186L187 205H184ZM194 202H195V203H194ZM200 202H201V203H200ZM210 202H211V205H209ZM212 202L215 203V204H213ZM224 202L227 203V204H224ZM236 202H237V204L240 205V206H241V204H244V205H243V208H244V206H245V208L243 209L242 206H241V207L238 206V205L236 204ZM250 202H251V203L253 202L252 204H253L254 206H253L252 204H250ZM255 202H256V205H255ZM4 203H5V205H6L7 207H5ZM6 203H7V204H6ZM24 203H25V202H24ZM30 203H31V204H30ZM75 203H77V201H76ZM83 203H81V204H83ZM125 203H126V204H125ZM169 203L172 204V205H167V204H169ZM176 203H177V204L180 203V204H182V206L184 205V206H183V209H182V206H181V205H178V206H177ZM216 203H217V204H216ZM219 203H220V204H219ZM228 203H229V204H228ZM231 203H232V204H231ZM10 204H11V206H10ZM16 204H17V205H16ZM102 204H103V205H102ZM105 204H106V205L108 204V205L106 206ZM115 204H116V205H115ZM118 204H119L120 206H119ZM207 204H208L209 206H207ZM218 204H219V205H218ZM221 204H222V205L224 204L223 206H224L225 208H226L227 205H228V207H227L226 209H227L229 212H231L230 214H233L232 217H234V218H232V219L234 220V222H233V220L230 219L231 217H228L229 213H226V212H224V211H226V210H222V209H221V208H222ZM235 204L237 205V207H239V209L236 208V205H235ZM263 204H264V203H263ZM2 205H3V206H2ZM125 205H126V207H124ZM132 205H133V204H132ZM189 205H192V206H189ZM199 205H200V207H197V206H199ZM201 205H202V206H201ZM213 205H214V206H213ZM232 205H233V206H232ZM88 206H87V207H88ZM101 206H102V207H101ZM103 206H105V207H107V208H108L109 206H110L109 208H111V206H112V207H113V206H114V207H117V208H118L117 211H120V212H119V213L116 212V214H117V216H118V219H121V220H118V219L115 220V219H116V216H115L114 214H113V215H112V214H111V215L109 214V215H107L108 217H107V216H101V217H102V218H101V217H99V216H98V217L95 216V214H94L93 212H91V211H95V212H97V214H101V213H102L101 215H104V214H103V210H106V208L104 207L105 209H103ZM121 206H122V208H121ZM149 206H151V207L153 206V209H151V207H149ZM154 206H155L156 208H158V209H156V208L154 209ZM180 206H181V208H180ZM195 206H196V207H195ZM203 206H204V207H203ZM215 206H220V207H221L220 209H221L222 211H220V209H219L218 207H215ZM230 206H231V207H230ZM234 206H235V207H234ZM258 206H259V207H258ZM262 206H263V207H262ZM160 207H161V208H160ZM170 207H171V209H170ZM174 207H175V208H174ZM177 207H179V208H177ZM186 207H187V208H186ZM188 207H189V208H188ZM190 207H191V208H192V207L197 208V209H195V210H199V209H201V210L203 211V208H205L206 210L204 209L203 212H202L201 210L198 211V213H199V212H202V213H200V215H201V214L203 215V216L201 215V218H200V216H198V214H197V211H195L194 209H191ZM202 207H203V208H202ZM206 207H207V208H206ZM208 207H209V209H208ZM210 207H211V208H210ZM214 207L217 208V209H215ZM254 207H256L257 209L254 208ZM5 208H6V209H5ZM92 208H93V209H92ZM119 208H120V209H119ZM149 208L151 209L150 213H148L149 210H150ZM166 208H167V209H166ZM172 208H173V209H172ZM229 208H231V209L234 208V211H238V213H237V212L235 213L233 210H232V211H233L234 213H232L231 209H229ZM235 208H236V209H235ZM258 208H259V209L261 208L260 211H259ZM2 209H1V212H0L1 214H3V212H4ZM39 209H41V208H39ZM46 209H47V210H46ZM94 209H95V210H94ZM101 209H103V210H101ZM186 209H188V211H189L190 209H191V210H194V212H192V213L195 214V212H196V214H195V215L193 214L194 216H192V215H190V214H191V213H190L191 210H190L189 213H186V211H187ZM240 209H241V210H242V209L244 210V211H243L244 214L246 213V214L244 215L243 212L241 211V213H242V214L240 213V214H241V217L238 215ZM245 209H250V210H247V212H245V211H246ZM251 209H252V210H251ZM253 209H255V210H253ZM262 209H263V211H262ZM60 210H61V211H60ZM63 210H64V211H63ZM152 210H153V211H152ZM155 210H156V211H155ZM167 210H168L169 213L167 212ZM170 210H171V212H170ZM172 210H174L173 213H172ZM179 210H180V213L182 212L181 215H185L184 217L181 216L180 213L178 214ZM216 210L219 211V212H222L221 214H222L223 217H221L220 213H218ZM65 211H66L67 213H66ZM69 211H71L72 214H70ZM79 211H81V212L78 213V215H77V212H79ZM176 211H177V212H176ZM184 211H185V212H184ZM188 211H187V212H188ZM249 211H250V213H251L252 216L248 213ZM21 212H25V208H24L23 210H21ZM64 212H65V213H64ZM75 212H76V214H75ZM82 212H83V213H82ZM99 212H100V213H99ZM137 212H138V213H137ZM151 212H152V213H151ZM154 212H157V213H156V214H153ZM158 212H160V215H157V214H159ZM162 212H163V213H162ZM175 212H176V213H175ZM183 212H184V214H183ZM223 212H224V214L226 213V215H224ZM262 212H263V213H262ZM73 213H74V214H73ZM87 213L89 214V216H87V215H88ZM120 213H121V214H120ZM147 213H148V215H147ZM185 213H186V214H185ZM204 213H205V214H204ZM247 213H248V214H247ZM256 213H257V214H256ZM42 214H44V215L42 216ZM49 214H50V215H49ZM63 214H64V215H63ZM79 214H80V215H81V214H85V216H87V218H86L85 216H83V215L80 216ZM86 214H87V215H86ZM124 214H125V215H124ZM139 214H140V215H139ZM150 214H151L152 216H150ZM166 214L169 215V217H168ZM176 214H178V216H177ZM188 214H189V215H188ZM234 214H235V216L237 215L238 217H237V216L235 217ZM258 214H260V215L263 216V217H262V218H259V217H258V216H259ZM70 215L72 216V219H71V216H70ZM75 215H76V216H75ZM119 215H120V216H119ZM153 215H154V216L156 215V216H155L156 218H155ZM163 215H164V217H166V218H163ZM187 215H188L189 218H190V220L188 219V221L186 220V219H187V218H186ZM243 215H244L245 217H246L247 215H248V216H249V215L251 216V217L249 216V219H248V217H246L247 219L245 218V220L249 221V222H247L248 224L243 220L244 217H243V219H242V216H243ZM253 215H254V216H253ZM256 215H257V218H256ZM18 216H19V215H18ZM79 216H80V217H79ZM92 216H93V217L95 216V217H94L95 219H93V220L91 221ZM113 216H114V218H113ZM122 216H123V217H122ZM158 216H159V217H158ZM171 216H173V222L171 221V220H172V217H171ZM190 216H192L193 219H195L194 217L198 216V219H197V217H196V219H197L198 221H199V219H200L199 223L201 222L204 228H205L204 225H207V226L210 227V228H208L207 226H206L205 229H204V228H200V227H198V226H199V223H198V225L193 224L195 221H196L195 223H197L198 221H197L196 219H195V221H194V220L192 221ZM208 216L212 217V218L209 219L210 222H208V220H206V219L209 218ZM225 216H227L228 219H227V217H225ZM229 216H230V215H229ZM261 216H260V217H261ZM19 217H20V216H19ZM19 217L14 216V219L19 218ZM41 217H42L43 219H42ZM46 217H47V218H46ZM74 217H75V218H74ZM76 217H77V220H76ZM78 217H79V218H78ZM81 217H82V218L84 217V218L81 220V219H80ZM106 217H107V218H106ZM111 217H112V218H111ZM120 217H122V218H120ZM151 217H152V219H151ZM157 217H158V218H157ZM160 217H161V219H160ZM174 217H175V218H174ZM177 217H181L182 219H181V218H177ZM207 217H208V218H207ZM218 217H219V219H218ZM220 217H221V219H223V220H220ZM239 217H240V218H239ZM254 217H255V218H254ZM5 218H7V217H5ZM85 218H86V220H85ZM88 218H89L90 220H89ZM100 218H101V219H100ZM104 218H105L106 220H105ZM109 218H110V219H109ZM125 218H126V219H125ZM134 218H135V219H134ZM153 218H154V220H156V221H155V222H156V224H155L156 226L153 224V223H155L154 221L151 222V221L153 220ZM167 218H169V219H167ZM184 218H185V219H184ZM205 218H206V219H205ZM214 218L217 219V220H219V223H218L217 220H216L217 222H214V220H215ZM235 218H236L237 220H236ZM238 218H239V219H238ZM251 218L254 219V220L256 221V223L254 222V223H255L254 226L257 225V228L260 229V231H259L258 229L256 230L257 232L259 231V233H258L259 235H257V232L253 229V228H255L256 226H255V227H254V226H251V225H253V224H251V223H253V221H252ZM50 219H49V220H50ZM60 219H62V218H60ZM79 219H80V220H79ZM103 219H104L105 221H104ZM112 219H113L114 221H112ZM131 219H132V220H131ZM133 219H134V220H133ZM149 219H151V220L149 221ZM165 219H166V221H167V222L165 221L166 223L163 221V220H165ZM176 219H177V220H176ZM183 219H184V220H183ZM224 219H225L226 221H224ZM229 219H230L231 221H230ZM240 219H242L243 222H245V223H241L242 220H240ZM259 219H260V220H259ZM16 220H17V219H16ZM96 220H97V222H96ZM102 220H103V221H102ZM126 220H127V221H126ZM147 220H148V222H147ZM159 220H160V222H158ZM168 220H170L171 223H169ZM178 220H179V221H178ZM204 220H206V222H205ZM211 220H212L213 222H212ZM235 220H236V221H235ZM238 220L240 221L241 225H242V224H243V225H244V224H247L248 227H247V226H243V225L241 226ZM250 220H251V222H250ZM7 221H10V220L8 219ZM80 221H81V223H80L81 225H79V226L81 227L82 230H81L80 227L78 226V224H79ZM84 221H86V222H85L86 225L89 224L90 226H89V225H87V226L84 225V224H85ZM87 221H91V222H90V223H87ZM93 221H94V223H92ZM98 221L100 222L99 224H98ZM115 221H116V222H115ZM129 221H132V222H129ZM145 221H146V222H145ZM175 221H177V222H175ZM186 221H187L188 223H187ZM189 221H190V222H191V221L193 222V223L191 222V224H190L191 226L189 225ZM223 221H224V223H223ZM237 221H238V222H237ZM261 221H263V223H262ZM61 222H62V221H61ZM82 222H83V223H82ZM95 222H96V223H95ZM102 222H104L105 224L103 225ZM112 222L115 223V224H113ZM123 222H122L121 224H123V226H124V223H123ZM143 222H142V223H143ZM150 222H151V224L149 225L148 223H150ZM161 222H162V223H161ZM179 222H181V224H182V222H184L183 224L186 223L185 225H182V226H186V227H185L186 229H184L185 231L182 230L184 227L180 226V223H179ZM211 222H212V223H211ZM220 222H221L222 224H221ZM225 222H226V223H225ZM229 222H231V224H230ZM257 222H258V223H257ZM260 222H261V224H260ZM91 223H92V225H91ZM111 223H112V224H111ZM167 223H169L170 225H166V228H167V229H166V228H164V227H165L164 224H167ZM203 223H204V224H203ZM208 223H209V225H208ZM214 223H215L216 225H215ZM217 223H218V224H217ZM233 223H234V224H233ZM249 223H250V224H249ZM41 224H42V226H43V227H42L43 229H41V227H39V226H41ZM93 224H94V225H93ZM96 224H98V225L96 226ZM118 224H119V225H118ZM152 224H153V226H152ZM159 224H160L161 226H160ZM172 224H173V225H172ZM174 224H175V226H174ZM176 224H177L178 227H176ZM220 224H221V225H220ZM227 224H228V225H227ZM258 224H260V226H258ZM5 225H6L7 228H9V227H8V224H4L3 227H5ZM58 225H59L60 227H58ZM99 225H100V226H99ZM105 225H106V226H105ZM115 225H117V226H115ZM126 225H125V226H126ZM188 225H189L190 227L194 226L195 228H196V226H197V229H198L197 232H196L197 229L195 230V229L193 228L194 232H196V233H193V234H195V235L192 234V231H193V230H191V228L189 229ZM195 225H196V226H195ZM219 225H220V226H219ZM222 225H224V227H223ZM225 225H226L227 227H225ZM84 226H85V227H88V228L90 227L89 231H91V232L89 233V231H85V230H84V229H85ZM94 226L97 227V228H94ZM110 226H111V227H110ZM112 226H114V227H112ZM121 226H122V225H120V227H121ZM135 226H137V228H136ZM148 226H150V227H148ZM154 226H155V227H154ZM162 226H163V227H162ZM169 226H171V229H170ZM200 226H201V224H200ZM212 226H213V227H212ZM261 226H262V227H261ZM3 227H2V228H3ZM6 227H5V229H6ZM44 227H45V228H44ZM61 227H62V228H61ZM78 227H79V228H78ZM92 227H93V228H92ZM103 227H104V229H103ZM108 227H109V228H108ZM152 227H153V229H150V228H152ZM173 227H174V229H173ZM179 227H181V228H179ZM211 227H212V229H211ZM229 227H231L232 229L229 228ZM234 227H236V229H235ZM251 227H253V228H251ZM35 228H36V229H35ZM58 228H59V229H58ZM91 228H92V229H91ZM110 228H111V229L113 228V230H110ZM135 228L138 229L139 231H136ZM139 228H140V229H139ZM144 228H145V229H144ZM146 228H147V229H146ZM159 228H160V229L162 228V230L165 229L164 231H162V234H160L161 231H160ZM163 228H164V229H163ZM178 228H179V229H178ZM207 228H208V230L210 229L209 232L211 231V232H210L211 234L207 233V232H208ZM214 228H216L215 231H213ZM247 228H249L250 230H248ZM40 229H41V230H40ZM68 229H69V230H68ZM99 229H103V230H99ZM107 229H108V231L106 232L105 230H107ZM143 229H144L145 231H147L148 235H147V233H146ZM149 229H150V230H149ZM175 229H176V230H175ZM187 229H188V231H187ZM199 229H200V232H201V233L199 232ZM201 229H203V230L201 231ZM218 229H219L221 232H220ZM229 229H230L231 231H228ZM238 229H239V231H238ZM255 229H256V228H255ZM2 230H4V228H3ZM70 230H71V231H70ZM95 230H96L99 234H98L97 232H95ZM109 230H110V231H109ZM142 230H143V231H142ZM152 230H153V234L150 235ZM158 230H159L160 232H159ZM166 230H167V231H166ZM169 230H170V232H171L172 235L174 234V231L176 232V233H175V234H176L175 237L173 236L174 238L169 236V234H170V233H169ZM177 230L180 232V234L177 233V232H178ZM204 230H207V231L205 232ZM232 230H233V231H232ZM234 230H237V231H235V233H236V232H239V233H242V234L240 235V234L238 233L239 235H237V233H236V235H235V234H234ZM240 230H241V231H244V232H240ZM67 231H68V232H67ZM103 231H105V232L101 234L100 232H103ZM125 231H127V232H125ZM140 231H141V232H140ZM155 231H156V232H155ZM157 231H158V232H157ZM189 231H190V232H189ZM203 231H204V232H203ZM212 231L214 232V236H211V235H213V234H212V233H213ZM217 231H218V232H217ZM71 232H72V233H71ZM149 232H150V234H149ZM198 232H199V233H198ZM202 232L204 233V235H205V233L209 234V235H210V238H209V235H208V237H207V234H206L205 236L202 235ZM224 232H225V233H224ZM228 232L230 233V238H231L232 236L234 237V239L236 238L235 240L232 238V241L234 240L235 242H234V241H233V242H234L236 245H237V244H238V245H240V244L242 245V243H243V240H242V239H244V241H245V243H244V247L241 246V245H240V246L237 245V247H236V245L232 243V241H231L230 238H229V239H230V241H229V239H228V237H229V236H228L229 233H228ZM247 232H248V234H249V235H248L249 237L246 235ZM221 233H222V234H221ZM223 233H224V234H223ZM231 233H232V234H231ZM244 233H246V234H244ZM40 234H41V233H40ZM103 234H104V236H103ZM138 234H139L138 237H137V236H135V237L133 236V235H138ZM142 234H143V235H142ZM144 234H145V235H144ZM181 234H183V235H181ZM196 234L199 235V236H197ZM97 235H98V236H97ZM141 235H142V237H140ZM146 235H147V236H146ZM172 235H171V236H172ZM177 235H180V236H177ZM218 235H219V236H218ZM226 235H227V236H226ZM255 235H256V236H255ZM261 235H262V236H261ZM96 236H97V238H96ZM128 236H129V237H128ZM131 236H132V237H131ZM148 236H149V237H148ZM152 236H153V237H152ZM163 236H164V237H163ZM176 236H177V237H176ZM196 236H197V237H196ZM217 236H218V237H217ZM235 236H236V237H235ZM238 236H239V237H238ZM242 236H243V237H242ZM245 236H246V238L248 237V239H246ZM258 236H261V237H258ZM102 237H103V238H102ZM104 237H105V238H104ZM144 237H145V238H144ZM146 237H148V238H146ZM161 237H163V238L166 239V240H167V238H168V240H169V238H173V239H170L169 241L174 242V241L176 240V241L174 242L175 244L169 242L168 240H167V241H164L163 238H161ZM165 237H167V238H165ZM180 237H181V238H180ZM182 237H183V238H182ZM191 237H192V238H191ZM198 237H200L201 239L198 238ZM203 237H205L204 239H205V240H208L209 242H212V243L214 242V243H213L214 245H213L212 243L209 244L208 241L205 242L204 239H203ZM212 237H214V238L212 239ZM241 237H242V238H241ZM262 237H263V238H262ZM24 238L26 239L27 237H24ZM90 238L88 237L87 240L89 241ZM139 238H140V239H139ZM160 238H161V240H160ZM177 238H178V240H180L179 242H177ZM179 238H180V239H179ZM186 238H187V239L190 238V239L187 240ZM224 238H225L227 241H226ZM260 238H262V239L260 240ZM92 239H93V238H91L90 240L92 241ZM155 239H156V240H155ZM195 239H196L197 241H196ZM210 239H212V241H210ZM216 239H217V240H216ZM239 239H241L242 243H240L241 241H240ZM249 239H250L252 242H251V241H248ZM253 239H254L255 241H254ZM184 240H187V241H184ZM194 240H195V242H194ZM215 240H216V241H215ZM221 240H222V241L224 240V241L222 242V243H223V248L220 247V246L222 245V243H221V244L219 243ZM238 240H239V242H238ZM182 241H183V242H182ZM203 241H204V242H203ZM218 241H219V242H218ZM228 241H229V242H228ZM100 242H98L97 244H99ZM164 242H166V243L164 244ZM180 242L182 243L181 245H180ZM188 242H189V243H188ZM192 242H193V244H192ZM199 242H200V244H201V242L203 243V244H201L202 247H200ZM207 242H208V243H207ZM215 242H216V243H215ZM230 242H231V243H230ZM5 243L8 244L7 242H3V244H5ZM55 243H57V242H55ZM88 243H90V241H89ZM147 243H148V244H147ZM156 243H157V244H156ZM170 243H171V245H170ZM178 243H179V244H178ZM183 243H184V244H183ZM217 243H218L219 247L216 246ZM1 244H2V243H1ZM6 244H5V245H6ZM18 244H19V243H18ZM51 244H52V243H51ZM51 244H48V246H50ZM57 244H58V246H59L60 242H58ZM57 244H55V245L52 244V245H54V246L57 248ZM185 244H186V245H185ZM195 244H196V245H195ZM208 244H209V245H208ZM211 244H212V246H211ZM215 244H216V245H215ZM227 244H228V245H227ZM232 244H233V245H232ZM42 245H43V244H42ZM46 245H47V244H46ZM52 245H51V246H52ZM162 245H161V246H162ZM176 245H179V246L176 247ZM188 245H191L193 250H192V249L190 250V249H189L190 246H188ZM194 245H195V249L193 248ZM197 245H198V246H197ZM224 245H226V246H224ZM230 245H231V246H235V248L231 247ZM259 245H260L262 248H261ZM44 246H45V245H44ZM150 246H151V247H150ZM205 246H208V247H205ZM214 246H215V247H214ZM245 246L249 247V249L246 248ZM59 247H62V245L60 244ZM63 247H64V246H63ZM152 247H153V248H152ZM184 247H185V248H184ZM187 247H188V248H187ZM217 247H218V248H221V249H218ZM230 247H231V248H230ZM242 247H243V248H242ZM154 248H155V249H154ZM166 248H165L164 250H166ZM186 248H187V249H186ZM190 248H191V247H190ZM207 248H208L209 250H208ZM210 248H211V249H210ZM236 248H237V249H236ZM239 248H240V249H239ZM252 248H254V249H252ZM255 248H256V251H255ZM150 249H151V250H150ZM183 249H184V253H183V255H180V253H181V251H183ZM188 249H189V250H188ZM196 249H197L199 252L196 251ZM199 249H201L202 251H200ZM225 249H226V250H225ZM241 249L244 250V251H246L245 249L250 250V251H251V252H250L251 255H250L249 252H244V251H242ZM258 249H259V250H258ZM185 250H186V251H185ZM194 250H195V252H194ZM203 250H205V252H204ZM206 250H207L208 252H207ZM212 250H213V252H212ZM214 250L216 251V253H214V252H215ZM227 250H230V253H229V252L227 253ZM232 250L234 251V254L232 253ZM235 250H238L239 252H238V251H235ZM248 250H247V251H248ZM252 250H254V251H252ZM257 250H258V251L261 250V252L258 253ZM188 251H189V252H188ZM192 251L195 253V256H194V253H192ZM224 251H226V253H225ZM240 251H241V252H240ZM100 252H101V251H100ZM157 252H158V251H157ZM157 252H155L154 255L157 254ZM185 252H186V254H185ZM190 252L192 253V256H193V259H194V260L192 259V257H191V253H190ZM196 252H197V254H196ZM201 252H202V253H201ZM211 252H212L213 254H212ZM243 252H244V253H243ZM255 252H257L258 254L256 253L257 255H255V254H254ZM101 253H102V252H101ZM135 253H136V252H135ZM162 253H163V254H162ZM187 253H190V255H187ZM203 253H205V254H206V253L211 254V260H210V257H208L209 259L207 258V256H208L209 254H208V255L206 254V255H207V256H206L205 254L203 255ZM238 253H240V254L242 253V254H244V256H245V253H246L247 257H246V256L244 257V256H242V255H240V254H238ZM161 254H162V255H161ZM215 254H216V256H217L216 259H215ZM252 254H253L254 256H253ZM91 255L94 256L93 254H90V256H91ZM221 255H222L223 257H224V256H225V257L223 258V257H221ZM236 255H237L238 257H237ZM248 255H250V257H252V258H249ZM159 256H158V257H159ZM167 256H166V257H167ZM185 256H186V257H185ZM187 256H188L189 259L187 258ZM189 256L191 257L192 260H190V257H189ZM209 256H210V255H209ZM212 256H214V257H213L214 259H212ZM227 256H228V257H227ZM256 256H257V257H256ZM259 256L262 257V259H261ZM162 257H160L159 259H161ZM177 257H178V258H177ZM194 257H195V258H194ZM218 257H219V258H218ZM254 257H255V258H254ZM176 258H177V260H176ZM184 258H186V259L184 260ZM206 258H207V259H206ZM217 258H218V259H217ZM221 258H222V260H223L224 262H223L222 260H220ZM231 258H232V259H231ZM248 258H249V259H248ZM253 258H254V259H253ZM258 258H260V259H258ZM98 259H99V258H98ZM147 259H148V258H147ZM147 259H146V261H147L146 264H147V263L150 264V263H149V262H150V259H148L149 262H148ZM151 259H152V258H151ZM162 259H163V258H162ZM162 259L159 260V261L162 262V264L170 263V262H167V261H168V257H167V259L165 258L166 261H165V260L162 261ZM200 259H201V260H200ZM205 259H206V260H205ZM250 259H251V261L253 260L252 263H251ZM95 260H96V258L93 259L92 261H95ZM100 260H101V259H100ZM154 260H155V259L151 260V261H153L152 264H154V262H155ZM156 260H157V256H156ZM174 260H175V262H174ZM179 260H180V262H179ZM203 260H205V262H204ZM209 260H210V261H209ZM227 260H228V261H227ZM234 260H235V261H234ZM255 260H256V261H255ZM257 260H258V262H257ZM103 261H104V262H112V259H111V258H110V259L108 258L107 260H101V261H99V262H100V263H104ZM138 261H140V258H139ZM142 261H145V259L143 258ZM142 261H141V262H142ZM183 261H184V262H183ZM185 261H186V263H185ZM189 261H190V262H189ZM199 261H200L201 263H199ZM202 261H203L204 263H203ZM207 261H208V262H207ZM254 261H255V262H254ZM263 261H264V260H263ZM163 262H164V263H163ZM259 262H260V263H259ZM70 263H71V262H70ZM117 263H118V262H117ZM155 263H156V262H155ZM171 263H170V264H171ZM118 264H119V263H118ZM123 264H125V263L123 262ZM156 264H158V263H156ZM192 264H193V263H192ZM212 264H213V263H212Z\"/></svg>",
	"mask_w": 264,
	"mask_h": 264
}]
</instances>
